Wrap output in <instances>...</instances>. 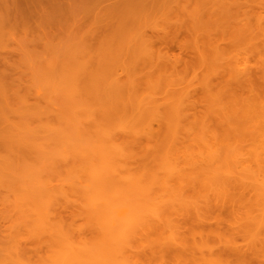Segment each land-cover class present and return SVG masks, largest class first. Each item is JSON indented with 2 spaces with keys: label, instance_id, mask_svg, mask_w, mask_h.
<instances>
[{
  "label": "rangeland",
  "instance_id": "rangeland-1",
  "mask_svg": "<svg viewBox=\"0 0 264 264\" xmlns=\"http://www.w3.org/2000/svg\"><path fill=\"white\" fill-rule=\"evenodd\" d=\"M13 1L15 2V0H13ZM102 1H105V0H102ZM102 1H100V3ZM113 1L114 0H109V1L106 0V2H104V3H105V5L106 4L109 5V3L111 2V4H112ZM176 1H180L179 2L180 3L179 6L181 5L184 8H190V9H192L193 7H196V3H197L198 0H194V2H193V0H191L190 1L191 2L190 3L191 5L188 4V0H165L166 3H168L169 5H171L170 7L176 8V9H173L174 11L180 12V14L183 16L184 14L185 15L189 14V12L184 13L182 10L180 11V9H182V8L179 7V6H176ZM215 1H217V0H214L213 2L210 1V2L214 3ZM239 1H241L240 4H238ZM9 2L7 3V1H6L7 4H5V1L2 3V0H1L2 5H0V14H2L0 16H2V17H5L6 16L5 18L8 19L7 20L8 22H10L9 20H11V18H14V17L11 16L13 11L11 12V10L8 11L6 9L7 8H11L12 9V7L13 8L16 7V6L14 7V5L11 7L12 4H10V3H13V2H10V3ZM67 2H69V4L66 5L68 8H69L70 5L73 4L72 12L70 11V9L69 10H66L67 13H69V11L72 13L70 15V17H69V19H70L69 21L66 22L64 19H63L64 22H62L63 20H61V19H60L61 21H55L54 20L55 23L53 24V22H52L51 24H53V25H50L52 28L49 27L50 28L49 29L48 27L44 26V24L47 23V21H48L47 20L46 22H44V24L42 23L44 29L42 28L40 30H37L36 32H32L34 30L33 29V30H31L32 33L29 32V33H27L25 35H24L23 31L21 32L19 29L18 30H14V33L11 34L12 36L15 35L13 37V39H12V37L10 38V36L9 37L6 36L8 38H5V40H3L4 42L3 41H0L1 42V44H0L1 45V47H0V51L1 52L0 53H1V61H2V63L0 61V77H3V76L6 77L7 76L6 77V80H8V81H6V89H5V93H6V96L7 97H6V100L4 102L0 101V103H1L0 106H4V108L7 109V110L6 109H4V110L7 111L8 116H9V113H10L9 120L12 121L14 123V125L15 124H20L18 126H21L22 127V124H26V127H27V123H28L29 124L28 126L30 128H32V130H34L33 133L31 132V134L30 133L28 134V132L26 134L25 133L19 134V135H21L22 138L24 137L27 140H28V138H29V140L30 139H33V140H36L37 143L40 142L41 144L44 143V146H42L43 148L41 146H38L37 145L39 148L41 147V149L38 148V150H39L38 152H41L40 154L35 151V153H37L36 156H35L34 155L35 153L34 154L32 153L34 151L31 152L32 149H30L29 152L33 154L32 155L33 158L34 157L39 158V157H37L38 154L40 156H42V154H43V157H41V159L39 158V161H37L38 159L34 160L35 158L34 159H31L32 161L34 160L35 162L36 161L38 162V163L36 162V164L34 166H36L38 164L37 167H36V169L38 170L39 175L41 177H38V176H35V177H36L37 180H39L41 182L42 181H45V184H47L48 181H52L53 180L52 181V185H53L52 188H54L55 191H52L53 189L52 190H49V191H47L46 189H44V190H41L39 194H37L39 188L37 190H35V191H32L33 192V196H31V197H34L35 196V198H37V199H33V200L38 201L37 204L34 203V206L37 205V206H39V208L42 205L44 206L46 204V202L45 201H41L40 202V198H42V196L43 197L45 196L44 197L45 198L44 200H47L48 199V196H49V198H50L49 201L54 202L59 207V208H57L58 210H55V211H57L56 212V217L57 218H55L54 217L55 216L54 215L55 214L54 213V208H56V206L53 205L52 203H51L52 205L50 204L51 206L49 205V207L53 208L52 211L49 208L50 209L49 211L50 212H53V215L51 216V219H53V220L56 219L55 221L56 222L58 221V224L61 223V225H63L65 223L64 224L65 226L64 225L63 226L65 228H67V231L69 229L71 230V231L69 230L67 232L66 229H65V232H67V233H70L71 232L69 234L70 237L72 236L73 239L74 238L75 239L77 238V240H79L77 242L78 244L81 243L80 245H82V244H85L87 246L90 245L89 248L91 247L90 248L91 250H92V248L95 250L96 247H97V249L99 248V243L102 242V238H103L102 237L103 236V232H102L103 230H101L102 228L98 224V223H100V225H101V222L98 220V218H96L99 215L96 214L95 211L91 208L89 201H87V203H85L87 199L86 200L83 199V200H85V202H83L82 199L80 200L81 202L79 201L80 197H83V196H81L79 194H82V195L84 194V190H86V187H87L86 184L89 185L90 184V181H91V179H90L91 177H88L87 178V176H86L87 174H84V170H82L84 168L83 166L87 165L89 167V169L90 168L93 169L94 166L91 167V165H89L90 164L89 162H87V161L85 162V160L83 161L82 156L79 155V152H81V151L77 150V149H79V147H77V146H76L77 148H69V150L72 151V153H70V152L69 153L70 154H74V155L76 154V155L75 156L73 155L74 157L72 155H69L70 157H73L72 158V162H74V163H72L70 160L69 161L72 163V165H75V166H72L69 161H68V163L70 165L68 166V163L64 160L65 158H67V156L64 159L62 157H60L59 156V152L60 151H58L60 148L59 149H57V148L58 147H62L61 143L59 142V141H61L60 140L61 139L60 138L61 137L60 135L68 134V136L71 135V136L76 137L77 136L76 135L77 134L76 133L77 132V127L79 128V126L80 127H83V131H82L81 134H83V135L86 134L87 135L89 133V131L92 129L91 128V125L92 126L94 125L93 126V128H94L93 130L94 131L93 130L92 131L95 134L94 135H90L91 138L92 139H94V138L96 139V138H99V136H101L100 135L101 132L98 134L95 131L97 129L95 127V124H92V122L87 121V119L88 120L93 119V118H86L87 117L86 115H88L87 110H86V112H87L86 114L83 113V115H85V118H83V115L81 116L82 113H80V111H79L80 109H79L78 106L75 107L74 109L72 108L73 107V104H75V102L73 104H71L69 102L70 97H73L76 100L78 99V101L80 99H82V101L85 100V99L86 100L87 99L89 100V98H90V100L91 99H95L94 97H92V95H93L94 87H97L98 84H97V86L95 84L94 87H92L93 85L91 86V88H93V90H91V92H90V94H92L91 97H90L89 96L90 94L86 96L87 92H85V94H83L82 91H79L78 90L77 93H75L76 92L74 90L75 87L73 88V90L75 92L72 91V95H69V92H66L65 91L67 88L66 89L65 88L63 89L62 88V90L60 88V90L58 89V91H56V89L54 90V87H50L49 84H44V82H40V84H37L39 82V80H38L37 83L33 82V80L34 81L37 80L38 77L39 76H42V75H44V77L45 76L46 77L49 76L48 75L49 74L48 72H49L50 66L52 64L54 65L55 68L56 67L58 68V70H56V71L60 72V70L62 71V69L64 71V68L65 69L67 68L66 70H68V72L71 73V75L73 73L76 74L77 70H81V69L84 72L86 70V66L89 65V67H87V69L88 70L91 69L89 71H91L90 74H92V72H96V71H93V70H97V69H95V68H97V65H98V68L101 66V65L99 66V64H100L99 62H102V59H99L101 61H99L97 59L99 57L100 58L102 57L103 58V61H105L107 59L104 60V58H107L108 56H110V55H108L106 57V53L108 54V52H106V49L108 48V46H109L110 43L113 45V41H115V40L108 39V37L107 38L106 37H103L105 34H98L97 35V32H96V34H93L92 31H91L92 29H95V27L97 28L100 25L102 26L105 23V21H104L105 18L104 19H99V18H97L98 16H96V17L94 16V18H93V15L91 16V14H90V10L92 9L91 7H93V12H95L94 14L96 15V13H97V15H98V12L97 11L99 9L98 10L96 9L97 7L94 6V5H96L94 3H96V2L98 3L99 1H96V0H66V3ZM203 2L205 3V1H203ZM234 2H237V4H234V5H236V6L237 5L238 6L241 5V6L238 7L239 9L235 8L236 15L233 14L235 16L233 20H236V22L235 21H232L233 23L235 22V25L231 22L230 23L231 24L230 26H232L234 28L235 27H238L237 29H240L239 30L240 31V37L239 38L242 37V39H240V40L241 41L243 40V42L240 43L238 41L239 39L237 37L236 39H237L239 45L238 46L236 45L235 47H233V45L231 44V47L229 46L230 49H228V52H227V57H228V61H227V65L228 66L227 67L225 65L224 66L222 65V67H221L218 63L217 64L220 67L217 66L218 68H215L213 70H211L212 66H211V68L208 66V69H206V67L204 68V66L203 67L200 66L201 69L203 68L202 69L203 71L201 70L203 76H201V72L199 73L200 70H197V69H200L199 66L198 67H197V65L194 66L196 64V62H194L195 64H193V65H191V63L189 62V59L192 57V55H193V60L191 61V59H190L191 62H193L194 59H195V57H196V54L195 53H199V52L197 50V51H195L193 53V49L191 51V49L189 47L190 44H187V41L189 43H191L192 41H194L197 44V38H195L196 36L193 35L195 39L191 40L193 37L192 36L190 37L189 34L187 35L186 32H181L182 34H179V33L177 34V32L176 31H173V29H171V28H170L171 30H168V28H169L168 26L172 25L171 27H175V25L178 24V20H175V18H174L176 16L175 14L171 15L173 18L172 17L171 18L169 17V19L171 21L170 23H168L167 20H165V22H164L163 21L164 19H158V18H156V19L155 18H151V20H148L147 22L146 21L145 22H142L143 24H141V27L142 26H145L146 27L145 31L147 33L146 32L144 33V34H146V36H144L143 40L141 39V41H140V37H138V36H136V37L134 36L135 37L134 38L135 40H132L131 39V41H133L131 43L135 45V47L133 45L134 50H135V51H133V54H132L134 56L133 59H132L133 61L130 60L131 58L130 59L128 58L129 61L126 60L127 58L126 59L123 58L122 61L123 60H125L123 62L128 61V63L130 65H126V64L124 65L123 62H122V64L120 62V64L123 65L124 67L125 66L126 67L129 66L128 69L125 68L126 69L125 72H127V70H128L127 73H129V74L127 75V73H126L127 76L125 74L122 75V76L121 75L120 76L118 75L119 76L118 78L119 79L121 78L120 80L122 82L123 81L125 82V81H129V79H131L134 76L133 78H134L135 82L137 83V86L134 84L133 80H132V84H134V86H136L137 91H134L135 89H132V90H133L134 93L137 92L136 93V98L138 97V99H141V100L143 99L144 100L145 98L142 97V95L143 96L144 95L146 96V94H149V93H151V94H149V96L148 95L146 96L147 102H148V99L149 98L151 100H152V98L153 99H156L157 101H166L167 99H171V98L174 99L173 98V95L177 94L175 96V98H176L179 93H181V92L184 93L183 90H185L186 87L189 86L186 89V90L189 89L187 91L188 93H190V94L187 93L189 96H185L184 95L185 98L189 97V100L187 98L186 101H189V103L188 102L187 103L190 105V106L188 104H187L188 106L186 105V109L188 110V113H187L188 117L186 118L187 120L184 119L181 122L178 121V123L180 122L182 124L181 125L179 123L180 126H178V127L180 129L178 127H176L177 121L175 119V116H173L174 117L173 120L171 119L172 121H170V119H169L170 122L167 121V120H164V121L162 120L163 122H161V119H159L160 121L158 120L159 122H157V121L154 120V122L151 123V121H150L149 127L152 128L151 130H153L152 132H154L153 134H154L156 140H154L153 135H152V137H150L148 139H150V140L153 139L154 142H159V141L161 142L162 140H165L164 142L167 141L166 144L167 145H170L171 147H172V145H174V147H175V145H177V144H180L181 146L183 144V146L185 148L183 146H182L183 148L182 147L179 148L180 146L178 147V145H177L178 148H175V150H174L173 149L174 147L171 148L169 146L170 149L168 148V151H164V152H169L170 153L171 150L172 151L174 150V152H171L173 156H169V157H171L173 159V162L174 163H172V161H171V163H172V165L175 164L173 166L176 167V168H177V165H178V163H176V162H180L179 160H181V162L184 163L185 162L184 158H186V160H187V156L189 158H193V156L195 155L196 157L194 156L195 159H192V160H190L188 158V161L189 162L186 161V163H188V164L190 163L189 165L188 164L187 165L186 164L183 165L180 162L181 164L179 163V165H178L179 168L177 169V171L175 170L176 172H178V171H180V172L182 171L183 172V171L186 170L185 172L187 174H189V176L187 174H186V176H184V177H186L185 178L186 180L183 179L184 182H185L184 184L182 183L183 180L180 183V180L183 177L178 178L177 177L178 175L175 174V175H173V176H175L174 177L175 180H177V181H175L174 178L171 179L170 177H167V176H171V175H168L169 174L168 170L166 172L167 167H165V166L162 167L161 166L162 167L161 168L162 170H160V167H159V169L157 170L158 173H160V174L163 173L162 176H161V180H164L165 179L164 176L167 175L166 177H167L168 180L165 179L164 182L166 180L169 181L170 179L172 181H175L176 182V184H172V181H170V184L167 183V186H168V189L167 190H170L169 191L170 193L168 192L170 194L169 196H171L174 199L173 200V202H174V207L173 208H178V207H176V202L178 201L177 203L179 205V202H181V199H182V201L184 199V201L187 202V203L186 202H183L187 206L184 205V204H182V203H180L182 207L179 206L181 208H179L178 211L175 209L176 210V213H172L173 212L172 210L166 209L164 211L163 215H161L160 218H155L154 217L155 220L157 219L158 222L152 220V219H154L152 217V215H150L152 217V219H151V217L150 218L147 217L149 215L145 214V215H147L146 217H144L146 219L145 221H147V224H148V222L152 221L151 222V225H150V223H149L148 226H146L147 224L144 225V226L141 224L143 226V229H142V227L140 225L139 227H137L135 230L132 231V232H134V234H137L135 232H138V235L136 236V239L134 238L135 235L133 237H131V238H134V239H132V242L129 243L131 245L128 246V243H127L130 240L129 241H126V244L127 245L126 244H124V245H126L128 247L125 246L126 247L125 248L124 245L122 246V247L125 248V250H124V248L123 249L120 248L122 250V253L124 254V257L122 256L123 255L122 253H121L122 255H119L120 253L118 254L119 263H121V262L125 263L126 262L127 264H195V263L196 264H203V263L208 264L209 259H211L209 261V263H212L213 262L212 264H221V262H222V264H264V250H263L264 249V246H263L264 245V237H263L264 236V233H263L264 232L263 231L264 230V227H262L261 225H257V223H262V222H260V221H262L261 220L262 219L261 218L262 216L260 214L261 213V210H259V208L261 209L260 204H258L259 203V199L255 195L256 193L253 192L254 188H252V186L254 184H251L250 183L251 184V187H248L245 184L247 186V188H245V186H243L244 183H246V182L243 183V182L240 181V180H242V179H240V177L242 176V174L240 173L241 174L240 175L239 172H238V170H240V169L235 168L236 166H235L234 159H233L234 158L233 156H236L237 160H240V161H241V159H238L239 157H242L243 159H245V158L248 159L247 158L248 154H250V152H252L251 153L252 154L251 155V158H252V161H253V157H256V155H258L259 152H260V156L258 155L257 157H261L260 159H262V161L261 160L260 161L262 162V164H264L263 163V161H264V159H263L264 158V154H263V157H262L261 156L262 153H261V151H259V150H261L263 148V145H264V143L261 144L262 142H264V138H263L264 137L263 136L264 135V125H263L264 122L262 124V121H264V95H263L264 94V88H263L264 87V78H261V77L264 76V0H224L223 4L226 7H230ZM193 3H195V4H193ZM199 3L200 2H198L197 4H199ZM241 3H244V4L242 5ZM185 4H188V6L185 5ZM15 5H16V3H15ZM189 6H191L192 8L189 7ZM241 7H243L244 9L242 10ZM102 8L103 7L101 6V9ZM233 9L234 8L231 9L232 11L230 10L231 11L230 14L233 12ZM14 11H16V10H14ZM14 13L15 12H13V14ZM91 13H92V11H91ZM227 13H229V12H227ZM69 14L67 16H69ZM237 14H238V16H237ZM14 15H16V14H14ZM224 15H223V17L225 18L226 16H224ZM2 17H0L1 18V22H2ZM62 17L63 16H61L59 18H62ZM65 17H66V15H65ZM180 17H179V19H180L179 20V24L181 25V23L183 21V18L182 17L180 18ZM55 19H57V18H55ZM181 19H182V21H181ZM184 19H185V22H183L184 23V26L187 25V28H188L190 22L193 21V20L189 18L190 19V22H189V19L187 18V16H185ZM50 20L53 21V19H50ZM7 21H4V22L5 23H8ZM226 21H227V18H225V22ZM186 22H188V23H186ZM36 24H34V27H35ZM0 25H1V23H0ZM163 26L165 27V30L168 27L167 30H166L167 31V34H170L171 36H177L178 35L177 37H175L173 39H170L171 37L168 39L167 36H164L166 38L165 40H168L170 43L169 42L166 43L167 41L165 42V40H163V39H161L159 37V36H162V34L164 33V27ZM181 26H183V25H181ZM41 27H42V25H41ZM181 28H182L183 31H185L187 29L186 27H184V28L181 27ZM37 29H38V26H37ZM99 29H102V28H99ZM230 29L232 30L233 28L230 27ZM227 30H229V29H227ZM231 30L228 31V33L232 32ZM101 31H103V30H101ZM169 31H172V33L174 32V34L172 35V33H170ZM22 33H23V35H22ZM99 33H101V32H99ZM183 33H184V35H183ZM235 34H236L235 32H234V35L231 33L230 34V37L232 35L235 36ZM147 35H148V37H147ZM163 35H166V33H164ZM227 35H229V34H227ZM141 36L143 37V35H141ZM178 37H179V40L180 41L178 40ZM149 38L152 40V42L155 41L154 47L153 48L151 47L152 50H153V51L151 50L152 54H153L154 50L157 51L158 49H160V50H162L163 53L166 52V54H167V56H168V58L170 60V63L172 61L175 62L174 58H176L178 60L181 57H183V58H185L188 61L186 64L187 65L188 64L191 65L192 68L194 67L193 68L194 70L191 67H189L190 68L189 70L187 69V71H184V69L187 66L186 67L185 66L183 67L184 64L183 63H179V66L178 67L176 66V69L178 70V74L179 75L169 76L170 75L169 73H171V71L173 70V68L171 69V66H172V64H175V63L172 62L170 64L168 60H166V61L163 60L164 61L163 63L165 64L164 67L167 65L166 68H168L167 69L168 71L166 70V72H165V70H163L164 68L163 69H160L161 66H159L158 64L153 63L155 65V68H157L156 65L158 66L157 69H154V67H152L154 69V71H155L154 72L153 69H150L151 66L150 67L147 66V65H151V62L149 60H150V58L153 57V56L152 57L150 56V53H151L150 52V49H149L150 47L148 48V44H150L151 42L146 41L147 39L150 40ZM227 38H229V36H227ZM127 39H125V41ZM107 40H110L111 42L109 43ZM252 40H253V42H252ZM160 41L163 42L166 46H163L164 44L163 43L161 44ZM173 41L178 46H180V45L182 46L183 45L180 42L187 44L188 46L185 45V48L187 50L184 48V53H183V51H180L179 50L180 47H175L173 45L174 44ZM257 41L260 42V43H257ZM5 42H7V43L5 44ZM116 42H119V41L117 40ZM234 42H236V41H234ZM2 43H3V46H2ZM153 44H154V42H153ZM153 44H151V45H153ZM234 44H236V43H234ZM195 47H196V45H195ZM104 48H105V50H104ZM112 48H114V46H112ZM191 48H192V46H191ZM145 51H146V53H145ZM148 52H149V54H148ZM102 53H104V54H102ZM159 53H161V52H159ZM159 53H158V55H159ZM163 53H162V55H163ZM185 53H187V54H185ZM188 53H189V55H188ZM7 54H8V56H7ZM194 55H195V57H194ZM148 57H149V59H148ZM177 57H179V58H177ZM5 58H6L7 61H5ZM157 58H159V60H160L161 57H157ZM154 59H156V58H154ZM143 60L146 61V62L144 61L145 63H147V61H148V63H150V64H145L143 62ZM157 60H155V61H157ZM108 61L109 60L105 61L103 63L104 65L101 63L103 67L105 66L104 68L102 67L103 71H102L101 67L99 68V69H101L100 70L101 75L104 74L103 75V78H101V83H103L102 89L103 88L105 89V87H104L105 86L104 84L106 83L105 81H107V84H108V81L109 80H107V79L109 77L112 76L114 78V76L117 73L120 74L121 73L120 71H123L121 69L122 68L121 66H120L121 68L116 69V68L119 67L118 65H120V64L117 63L116 64L117 67L114 68L115 66H114L113 63H115V62L113 61V63L109 66L108 63L112 62L111 58H110V61L109 62ZM151 61H154V60L151 59ZM47 62H49V63H47ZM50 62H52V63H50ZM116 62H118V61H116ZM183 62H184V60H183ZM47 64H49V65H47ZM181 64H183V65H181ZM84 65H86L85 66V69H84ZM47 67H49V68H47ZM235 67H237V68H235ZM113 68L116 69V71H118V72H115V70ZM110 69H113L114 71L111 70L112 71L111 72ZM88 70H86L84 73L85 74H89V71ZM207 70H210V71H208L209 73L210 72H213V73L215 72L217 74L216 75L214 73L215 76H212L211 75V78L214 79L213 82L214 81H217V79L219 78V76L221 74H224L225 70H226V73H227V71H231L230 73L228 72L229 74H225L224 75L225 77L223 75H221L222 76L221 78H223L227 82H224L221 78H219L217 82L218 83L220 82L219 84H221V82H222V83H224V85L227 84V86H229V82H230V87H231V85H233V87L235 86V91H236L235 94L234 95H230L231 93L229 92V94L224 93L222 97H219L218 96V94H219L218 87H216L219 84H217V82L216 83L214 82L215 84H217L214 87V89H216V91L213 89L214 90L213 92L210 90L211 92L205 93V90L203 88H201V86H202V83L204 85L205 78H207L210 75V74H208L206 72ZM243 70H248V71H246L247 72L246 75H248V76L242 75L243 73H245V71H243ZM56 71L54 70V73L53 74L57 73ZM174 71H175V69H174ZM81 72L82 71H78L77 72L78 75L84 74L83 72L82 73ZM125 72L123 71V73H125ZM150 72H151V75L153 77H151L150 75H148V74H150ZM160 72H162V74L159 76ZM249 72H251L253 74L252 75L253 78H252V80H250L251 83L254 85L253 86V89L254 90L253 89L252 90H253V92L256 90L255 92H257V93L254 92V93L251 94L250 91H252V90L249 91L247 89V87H246V85H247L246 83L249 82L246 79H249V77L251 76V73H249ZM123 73H121V74H123ZM75 74H73V75H75ZM94 74L96 75L97 73H94ZM172 74H177V72L176 71L174 73L172 72ZM197 74L200 75V76L198 77ZM56 75H58V73ZM56 75H53L52 77L55 78ZM101 75L99 74L98 76H101ZM107 75H109V76L106 79V76ZM165 75H166V77H165ZM59 76H57V78H59ZM87 76H89V75H87ZM239 76L241 77V79H240ZM74 77H76V76H74ZM129 77H131V78H129ZM150 77H151V80H150ZM159 77H161V78H159ZM202 77H204L203 78V81L201 80ZM246 77H248V78H246ZM71 78H73V76ZM115 78H117V77H115ZM45 79L46 78H44V80ZM47 79H48V77H47ZM91 79H90V82L94 81V78L92 80ZM95 79L97 80V79H99V77L98 78L96 77ZM104 79H105V81H104ZM114 79H112L111 81H114ZM238 79H240V80H238ZM244 79L246 81H244ZM50 80L52 81L53 79H50ZM59 80H61V79L59 78ZM48 81H49V79H48ZM55 81L56 80H54L53 82L55 83ZM61 81H63V80H61ZM98 81L100 82V80H97L96 82H98ZM151 81L153 83V86L155 85L154 88L151 85H149V84H152ZM174 81L176 82L177 86H176V84L173 85L175 83ZM237 81L240 82V84ZM32 83H35V84H32ZM59 83H61V82H58V84ZM170 83H172V85L168 86ZM208 83H209V81L207 82V84ZM237 83L239 84V88L237 87ZM35 85L37 86V88H36ZM41 85H43V86L40 87ZM157 85H159V89L160 90H158V86ZM44 86L47 87V89L44 88ZM100 86H102V85L99 83L98 88ZM134 86H133V88H134ZM150 86H151V89H150ZM225 86H223V87H225ZM227 86H226V89L228 88ZM106 87L109 89L108 86H106ZM130 87H131V85H130ZM160 87H162V88H160ZM209 87L211 88V85ZM98 88L97 89L95 88L96 90H94V92L97 91L98 93L102 94V92H99L98 90L104 91V89L102 90L101 87H100V89H98ZM152 88L153 89H156V90L154 91ZM248 88L251 89L249 86H248ZM108 89H106L107 90L106 91L107 94L110 93V92L108 93V91H109ZM222 89L224 90V88H222ZM87 90H90V88H87ZM161 90H162V92L164 91L163 93L166 95V97H164V94H161ZM167 90H169V91L167 92ZM229 90H231V89H229ZM171 91H174V93L173 92L170 93ZM208 91H209V89H208ZM232 91H234V89ZM239 91H240V93H239ZM97 92H96V94H97ZM127 92H126V96L125 97H126V99H129L130 94L128 95ZM206 92H207V90H206ZM215 92L217 93V95H216L217 98H219L218 101H217L216 97L215 98L212 97L213 94H215ZM103 93H104V95L106 94L105 91ZM134 93H132V94H134ZM122 94L125 95L124 93H122ZM185 94H186V92H185ZM123 95H120V96H123ZM179 95L181 96V94H179ZM209 95L210 96L212 95V96L210 97ZM139 96H140V98H139ZM150 96H152V97H150ZM180 96H178V97H180ZM253 96H254V98H253ZM76 97H78V98H76ZM87 97H89V98H87ZM169 97H171V98H169ZM208 97H210V98H208ZM213 98H214V100H213ZM150 99H149V101H150ZM258 99L260 100L259 102H261V103H259L257 101ZM82 101L80 100V102H81L80 104L77 103L81 107V109L83 108L82 104L85 105L84 102H86V101H83V102ZM92 101H90V102L88 101L89 103H86V104L89 105L87 107H90L91 105H92L91 106L92 108L95 107L93 105L95 102H92ZM95 104H96V107H97V103H95ZM135 107L137 108V106H135ZM188 107H189V109H188ZM138 109H139V105H138ZM144 109H145V107H144ZM144 109H143V112H144ZM241 109L242 110H245V111L242 112ZM9 110H11V112H8ZM14 110L16 111V114H15L16 116L15 117L14 116H11L12 115V112H13V114L15 113ZM139 110L131 109L130 108L128 110V117L126 115V118L122 117V116H125V115H122L121 116V114H120V116L118 114V117L115 116L118 120H114V118H113L114 116L113 117H110V118H107V119H111V121L112 120L115 121V122L112 121L113 122V126H114L113 129H115V128L117 129L116 126H118V128H121V126L124 125L122 127L123 131H121V132L119 131L120 134L117 133L118 136L116 134H115L116 137L113 135L115 137V141L117 139V142H118L117 145L118 144H120V145L122 144V146H120V148L122 147V149L124 150L125 147L127 145H129L127 142H131L132 143V141H130V136L133 138L132 139L133 140V143H132L133 145L132 146L129 145V147H126L127 150L129 149L130 151H132L135 154V155L133 153H132L133 155L132 154H129V155L134 156L132 159H129V161H132V163H131L133 165V168L132 169H135V168L137 169V166H138L137 164H139V163H140L139 166L142 165V167H144L143 164L145 163L146 166L149 168V167H151V166L154 165V164H152L150 162H152V161L153 162H156L153 159V157L149 156V153L150 152H149V150H147V148H148V149H150L151 152H152V150L154 152V150L156 148L154 149L153 147L156 146V143L152 142L154 144H150L151 141L148 140L149 143L147 141H145V140H147V136L145 137V139H144V136L143 137H140V136H142V132H141V135H139L140 133L138 132L137 138H135V137L132 136L133 135L132 132L131 133H128V132H130V130L133 131L132 129L135 128L134 126L139 127V129H141L143 127V130L144 129H147L148 128L147 127V124L149 122V119L148 118H150V120H151V117L150 116L153 115L152 117H154V114H153L154 112H150V111H152V109L150 111L148 109H147L148 111L145 109L148 112V113L147 112H145V113L148 114V115L143 114L142 117L147 118V121L145 122V120H146L145 118H143V121H142V119H141L142 117L139 118L140 119L139 120L138 119V116L139 115L141 116V114H139V112H140ZM76 111H79V113H80V114H78V112H77V114L80 115V117L79 116L78 117L79 118H82V121H81L82 124L80 123V120L77 117V115H75L76 114ZM23 112L25 113V114H22L24 116H22L20 114V113H23ZM74 112H75V114H74ZM83 112H85V111H83ZM244 112L245 113L247 112L245 117L243 116V115H245ZM39 113H43V114H40V116L42 115L41 118H39L40 117L39 116ZM149 113L150 114L152 113V114L150 115ZM46 114H48V115H46ZM59 114H60V117H59L60 120L57 117V115L59 116ZM247 114L248 115H251V116H248ZM19 115H20V117H19ZM97 115H99V113H97ZM235 115H237L238 117L235 116ZM261 115H263V116L261 117ZM95 116H96V114H95ZM99 117H100V115H99ZM99 117H97V119ZM233 117L234 118L236 117L237 119L235 120ZM259 117H260V119H262V121L259 120ZM125 119L127 121H130V120L133 119V122L137 123L138 125H136V124L133 125V127H134L133 128V127H131V124L130 123H126L127 121ZM174 119H175L176 122L174 121ZM228 119H231L230 121L233 122V123H230V121ZM248 119L251 120V121H249ZM2 121H3L2 118H0V128L3 126V122ZM10 121H8V122H10ZM111 121H109L108 125L110 123H112ZM242 121H243V124H242ZM259 121L261 122V124L257 125ZM43 122L46 125H49V123H51L50 125L51 126L53 125L55 127V129H57L58 132L57 133L52 132L53 134L50 133L48 131L49 130L48 127H51V126L49 125L47 127V130H46L45 127H44L45 125L42 124ZM101 122H102V120H101ZM106 122H107V120H106ZM143 122L145 123V125H144ZM93 123H94V120H93ZM104 124H106V123H104ZM128 124H130L131 129H129L130 127H128ZM230 124H231V126L233 125V127H231ZM234 124H235V126L236 125L238 126V124H239V126L237 127L238 129L235 128ZM103 126H105V127H103ZM103 126H102V128H104V129L110 128V126L112 128V124H110L109 127L107 125H103ZM242 126H243V128H244V126L246 128L243 129ZM21 127H19V128H21ZM54 127H53V129H54ZM239 127L241 128V131H239V132H234L232 130V128H234V130L237 129L235 131H238V130H240ZM89 128H91V129H89ZM27 129H29V128H27ZM122 129H120V130H122ZM137 129L138 128H136L135 130H137ZM178 129H179V131H178ZM188 129H189V131L192 134H195V133L197 134V136L193 135V138L197 137V139L195 138V141L196 142L191 137L192 136L191 134H190L191 135L190 137L192 138L191 140H193V141L189 140L190 139L189 136H186L185 137L186 134L189 135V133H187ZM118 130L119 129H117L116 131L118 132ZM125 130H127L128 132L125 131ZM143 130H141V131H143ZM229 130H230V132H228ZM16 131H18V130H16V129L14 130L13 129V132L14 133ZM109 131H111V130H109ZM176 131H178L177 134L180 133V136L178 134V137H177V134H176V136H175L176 137V140L174 138V141H176L177 144H175V142L174 143L172 142L173 141V138L171 139V136H174L173 133H175ZM231 131H233L234 133H232V136L231 137H228V136H230ZM248 131L249 132L252 131V133L249 134ZM207 132H209V134ZM258 132H260V134ZM261 132H262L263 135L261 134ZM143 133H145V132H143ZM81 134H80L79 137H81ZM181 134H183V135H181ZM233 134H235V135H233ZM86 135H84V136H86ZM88 135L86 137H88ZM102 135H103V133H102ZM169 135H170V137H168ZM214 135L215 136H218V137H215ZM238 135H240V136L242 135V138H244V139H242L241 137L239 138ZM68 136L65 135V139L62 138V139H64L63 140L64 141L63 144H65L66 146L73 147L74 145H77V144L79 145V142H85L86 141V137H83V138L81 137L80 139H78L79 140L78 142L75 141V142H77V144L76 143L75 144H71V142L73 143V141L68 142L67 141L68 140L67 139ZM181 136L183 137V139L185 138L184 140L187 141L188 143L191 141L190 146H187V142L185 143L186 146L184 145V141L182 140ZM213 136L215 137L214 139H213ZM234 136H235L236 140L234 139ZM237 136H238V138H237ZM35 137H37V138H35ZM58 137H59V140H57ZM102 137H104V136H102ZM166 137H167V139H166ZM179 137L181 138L182 141L179 139ZM252 137H254V138H252ZM260 137L263 140H261ZM91 138L88 137V139H91ZM109 138L112 139V137H109ZM69 139H72V138H69ZM88 139H87V141H88ZM95 139H94V141H95ZM99 139L100 140H104L105 138H101L100 137ZM99 139H97L98 141L97 140L96 141L99 142ZM134 139L136 141H134ZM168 139L170 140V142H168ZM33 140H31L29 142L31 143V142H33ZM207 140H209L210 142L207 141ZM226 140L227 141L228 140H233V141H228V143H227ZM256 140H258V141L256 142ZM107 141H108V139H106V141H105L106 143H102V145L103 144H106L107 145V143L109 142V141L108 142ZM115 141L113 139V143ZM179 141L182 142V144ZM203 141L205 142V144L207 143L208 145H211L210 146L211 147L210 149H213V147L215 149H218L219 147L222 146L221 144H223L225 142L226 143L223 144L224 145L223 148H227V149L229 148L230 152H231V149L233 147H236V150H234V148H233V150L235 151V154L232 157H230L231 155H229V153H227L230 158L229 157L228 158L226 157L227 160L228 159H231V158L233 159V163H234V166L235 167L233 165L231 167V165H230V161L232 159L230 161L228 160L229 161L228 164H229L230 167L228 165H225V168H224V165H222L223 163L220 164L221 166H219V164H218V166L215 167V171L213 170L214 169L213 166H209V165L206 166V164L200 162L202 159L205 158V156L207 155L206 152L208 151L207 150L208 148L205 147V144L203 143ZM97 142L94 143V144H92V145L95 147V145L98 144ZM239 142H241V144L243 143L242 145H244V146H240L241 144L240 145H237V143H239ZM34 143H35V141H34ZM91 143H93V141ZM134 143H135V145H134ZM230 143H232V145ZM258 143L261 144L262 147ZM89 144H90V142H89ZM123 144L126 145V146L124 145V148H123ZM149 144L152 146L153 149L151 148V146ZM202 144L204 145V148L207 151L203 148V145ZM228 144L230 146H232V147L231 148H230V146L227 147ZM247 144H250V145H247ZM100 145H101V143H100ZM100 145L98 147H100ZM208 145H207V147H209ZM255 145H258V146L255 147ZM31 146H34V145H32V143H31ZM146 146H147V148H146ZM157 146L160 147V144H158ZM248 146H249V148H248ZM88 147H90V145ZM161 147L164 148L163 144H162ZM189 147H192L193 150H195V152L191 151V154L190 153H187L188 150L186 151V148L187 149H191ZM251 147H252L253 150L251 149ZM259 147H261V148L259 149ZM32 148H35V146L32 147ZM144 148H146V150ZM245 148H246V150H245ZM2 149L0 148V150H2ZM62 149H63L64 152H66L65 149L67 150V147H64ZM126 149L123 152H126ZM177 149H178L179 152H177ZM202 149H204V150H202ZM221 149L222 148H219L218 151H220V152L226 151L227 152V150L222 149V151H221ZM5 150L6 149L0 151L1 156L4 155V154H5L4 156H7V154L10 152V151H8V152L6 151L5 152ZM33 150H36V148L33 149ZM128 151H127V153L124 154L125 156H129L127 154L128 153H131V152H128ZM143 151H146L145 155H141V154H143ZM175 151L178 154L175 153ZM239 151L241 153L238 154ZM197 152H199V154H200L199 155V160H198V156H197L198 154H194V153H197ZM226 152H225V155H226ZM255 152H256V154H255ZM136 153H138V154H136ZM147 153H148V155H147ZM171 153H170V155H171ZM231 153H234V152H231ZM263 153H264V150H263ZM11 154H10L11 155V158H9V160H12V158H15L16 157L15 154H13V153H11ZM188 154H190V155H188ZM237 154H238L239 157H237ZM10 155H9V157H10ZM78 155H79V157H78ZM151 155H152V153H151ZM176 155H177V157L180 156V155L181 156L182 155L183 156L185 155V156L184 157H181L180 156L179 157V160H177V157L175 158ZM140 156H141V158H140ZM136 157H138L139 159H136ZM248 157H250V156H248ZM257 157H256V159H257ZM30 158H32V157H30ZM30 158L28 160H30ZM236 158H235V160H236ZM251 158L248 159L247 161H251ZM144 159H147L148 162L146 160H144ZM256 159H254V161ZM143 160L146 161V162H144V163L141 164V162H143ZM227 160L225 159V164L227 163ZM30 161H27V162H30ZM124 161H127V164L129 162L128 160H125V159H124ZM157 161H159V160H157ZM160 161H162V160L160 159ZM247 161H244V162H247ZM31 162H30V164H31ZM39 162L41 163L40 165H39ZM167 162H168V167H169V165H171L169 163V159H168ZM195 162H197V163H195ZM199 162H200L201 165L199 164ZM23 163H22V165H23ZM79 163H81V165ZM233 163H231V164H233ZM252 163H253V165L249 164V165L252 166L251 169H253L255 167V165L257 164V163L254 164V162H252ZM17 164L18 163H16L15 164V167H13L14 168L13 170L11 169L10 171H8L9 173H12L14 176L18 172V173H20V175L23 174L22 178L25 179V176H27V175L29 176L30 175L29 173H31L33 171L31 169L32 171L29 172L30 170L25 168V164L26 163H24V166L22 168H25V169H23V171L25 170L24 172H27L29 170L28 171L29 173H24L23 171L21 173V166L22 165H21V163H19V166ZM33 164H34V162H33ZM33 164H32V166H33ZM131 164L129 162L128 165H131ZM159 164H161V162ZM16 165H17V167H16ZM27 165H28V163H27ZM76 166L77 167L79 166L78 167L79 170L82 168L81 169L82 172H83V173H81L82 175L79 173V171L76 172L78 170ZM99 166H100V164H99ZM99 166H97V167L99 168ZM199 166L201 168H199ZM247 166H248V164H247ZM18 167H19L20 171H17L18 170L17 169ZM27 167H29V166H27ZM74 167H75V170L77 169L76 171L73 169ZM196 167H198V168H196ZM209 167H212V169L211 168L209 169ZM257 167H258V165H256V169H257ZM69 168L71 169V172L74 170L73 173L77 174V176L79 174L81 175V179L83 178V181L78 178L79 179V183L78 182L77 183L78 184H81L84 189H80L81 188V186H80V188H78V190H77V186L75 184H72L73 187H74V190L72 188L69 189V187H71V186H68L67 188H64V190H61V188L59 187V185H61L62 183L61 184H58V183H59L60 180H61L60 182H62V179H61L62 177L63 178H66V179H67V177H69V176H67V174L70 172V169ZM155 168L157 169L158 167H155ZM180 168H182V169H180ZM129 169H131V168H129ZM149 169H151V168H149ZM256 169H254L255 171L254 170L253 171L254 172H256V171L258 172V170H256ZM217 170H219L218 171V174H217ZM0 171L3 172L4 169H1ZM211 171L212 172L214 171V173H212ZM57 172H58V174H57ZM71 172L69 174H72ZM185 172H183V175L185 174ZM224 172H226V175L228 174L227 176L224 177L225 179L222 178L224 176ZM165 173H166V175H165ZM193 173H195V174H193ZM209 173H212V174H209ZM0 174H3V173H0ZM32 174L33 173H31V175ZM196 174H197V176H196ZM6 175L7 174H5L4 177ZM18 175L19 174H17V176ZM192 175H193V177H192ZM214 175H215V177H214ZM2 176L0 175V177H2ZM72 176H74V175H72ZM208 176H212V177L210 178ZM233 176H237V177H233ZM243 176L246 179V176L244 174H243ZM8 177H10V176H8ZM12 177L13 176H11V178ZM217 177H218V179H217ZM13 178H15L14 181H16L17 178L16 177H13ZM58 178H59V180H57ZM194 178H196L197 180L194 179ZM73 179H75V177ZM88 179H90V180H88ZM20 180H21V177H20ZM86 180L89 181V182L87 183ZM219 180H221V181L224 180V183H223V181L221 182ZM230 180H231V182H234V184L233 183L231 184V182H229ZM10 181L9 182H7V181L6 182L5 181H0V183L2 182V186H0V260L6 258V259H8L10 261L11 260L14 261V259H17L18 258V260L20 262L18 260H16V261H18V263H20V264H24V263H26V264H54V262L57 261L58 258H59V256H57L58 253L57 254L55 253L56 250L59 247L58 248L55 247L57 245H55L54 243H52V244L55 245L53 247L52 244H49V243H51L52 241L56 243L57 242L56 241V238H55V240H54V238L52 239L51 235L48 234V232H47V234H45L46 231L44 232L45 236H43V235H41V236H34V234H32V235L29 234V232L36 233V232H33V230H31V229H30L31 231H29V228L34 227V231H35V228H36V226L34 225L35 224L34 221H32L31 220V216H29V213L30 212L32 213V211L25 212V208L21 207L23 205L22 203H20V206H19V203H18L19 199L17 201L16 198H15V195H14V194H16V190H11V188H9L11 186L10 185ZM28 181H31L32 183L34 182L33 179H31V178H29ZM65 181L66 180H64V182ZM17 182H19V179H18ZM27 182H24V183L27 184ZM75 182H76V180H75ZM175 182H173V183H175ZM177 182H179L183 186L180 187L179 186V183H177ZM215 182H217V184ZM24 183L22 182V186H23ZM66 183L69 184L68 181ZM70 183H73V182H70ZM131 183H133V185H136L137 186V184H134V182H131ZM131 183L130 184H127L125 182L124 184L127 186V185H131ZM240 183H242V184H240ZM26 184H24V185L26 186ZM43 184H42V186H43ZM121 184H120L119 187H121L122 189H124V187H125V186H123L124 184L122 186H121ZM7 185H10V186H7ZM29 185H30V183H29ZM35 185H36V183H35ZM35 185L33 187L34 189H35ZM12 186L18 187L17 184L14 185V183H12ZM25 186H23V187H25ZM63 186L66 187L65 185L62 184V187ZM136 186L133 187V189L136 190ZM177 186H179V188H176ZM130 187H132V186H130ZM137 187L140 188L139 185ZM172 187H173V189H171ZM253 187H255V185ZM138 188H137L136 191L135 190H133V191L136 192V193L137 192L139 193L140 190L138 191ZM12 189H14V188L12 187ZM30 189H27L26 192H29ZM66 189L67 190H70V191H68L69 193L71 192V195L70 196H69V193L68 192H65ZM128 189H127V192L131 193L132 188H130L131 189L130 191H128ZM155 189H156L157 193L160 192V188H159L158 185H156ZM25 190L24 191L22 190V192H24L23 198L26 197L25 196ZM71 190H73V191H71ZM176 190H178V191H176ZM18 191L19 192L17 193L18 194L17 197L19 198V195H20V199H21L20 190H18ZM74 191H76V193L75 194H72V192H74ZM240 191L243 192V193H241ZM248 191H250V192H248ZM54 192H55V194H59L58 196H56L57 197L56 199H57V201L60 200L61 201V204H60V201H58V202L57 201H53L55 199V198H52V196L54 197V195H53ZM49 194L50 195L52 194V195L50 196ZM134 194L135 193H133V195ZM141 194H142L141 192H140V194H137L138 197H136V198L137 199L140 198L141 197ZM160 194L165 195V194H167V192H164L163 193L161 191ZM172 194H173L174 197L172 196ZM176 194H178V196H179V194L182 195L179 198L180 200H176V198H178V196ZM251 194L254 195V196H252ZM29 195H30V192H29ZM76 195L77 196L79 195L80 197L78 196L79 199L77 198V199H75V201H72L73 202V204H72V202L70 200H74L73 197L76 196ZM133 195L131 193V197ZM63 196H64V198L67 197L66 199H69L70 198L69 201L64 202L66 199L64 200L62 198ZM135 196H136V194H135ZM142 196L143 197L140 200H143L144 195L142 194ZM166 196H168V194ZM175 196H176V198H175ZM246 196L247 197L250 196V197L249 198H246ZM31 197L29 196V198H31ZM85 197L86 196L84 195V198ZM23 198H22V200H20V202L23 201V203H25L24 200H23ZM133 198H134V196H133ZM253 199H255V200L257 199L256 200L257 202L255 200L253 202ZM28 200H30L31 202H35V201L32 200V198L31 199H28ZM62 200H64V201H62ZM134 200H135V198H134ZM25 201L27 202L26 198H25ZM135 201H137V200H135ZM39 202L40 203H43V204L40 206ZM74 202H76V203H74ZM115 202H116V200L114 201V203ZM70 204H71V206H70ZM118 204H119V202H118ZM248 204H249L250 208L253 207V209H248L249 208ZM183 205L186 206V208H183ZM84 206H88V208L91 209L90 212L87 211L86 209H84L83 208ZM27 207H30V205L27 206ZM42 207H41V209H43ZM20 208H23V209H21L23 212L20 210ZM46 208H48V206H44V209L45 210H46ZM27 209L28 208H26V210ZM30 209L33 210V208H31V207H30ZM84 210H86L87 213H85ZM249 210L250 211L252 210V211L250 212ZM253 210H255V211H253ZM256 210L258 212H260V213H258ZM24 212L28 214L29 221H28V218H26V215L27 214H24ZM50 212H48V213H50ZM247 212H249V213H247ZM91 213H92V215L89 216ZM51 214L52 213H50L49 215H51ZM257 214H259V216ZM124 215H126V214L122 210L121 213H120V217H124ZM253 216H255V217H253ZM257 216L260 217V221H259V218ZM93 217L95 218V220H94ZM88 218H91V220H92L93 223L90 222V219H88ZM148 218H149V220H147ZM166 218L168 220H165ZM254 218H255V221H253ZM21 221H23L25 223V225L23 223H22L23 224L22 225L21 224ZM26 222L28 224L29 223L32 224V227H30L31 226L30 224H29V227H28L27 226L28 224ZM153 222H156V223L152 224ZM169 222L171 223L172 226H170V223ZM90 223H92L93 225L94 224H96V225L92 226V224H90ZM253 224H254V226H253ZM255 225L257 227L259 226L258 227L259 229H257V227ZM58 226L60 227V225H58ZM95 226L97 227V229L94 228ZM157 226H158V228H157ZM59 227L56 228V229L58 230ZM21 228H23L22 231H21ZM144 228H146V229L144 230ZM62 229H60V230L62 231ZM36 230L38 232L41 231V230H38V229H36ZM143 230H144V233H143ZM259 230H260V232H259ZM99 231H101V233H99ZM152 231L155 234H153ZM65 232H64V235L66 234L65 236H68V234L65 233ZM97 232H98V234H97ZM139 232L141 234H139ZM73 233H74V236H73ZM131 233L129 232L128 234H131ZM251 233L255 236L256 239L253 238L254 236ZM100 234H102V235H100ZM173 234H174V236L176 235L175 236L176 238L174 237V239H169V238H172L171 236ZM38 235H40V234H38ZM131 235H129V237ZM131 238H129V239H131ZM69 239H71V238H69ZM73 239H72L73 243L76 242ZM95 240L97 242L98 241H100V242L97 243ZM170 240H171V242H170ZM172 241L178 242L177 245H174V243ZM94 242H95V244H94ZM60 244L61 243H58V245L60 247H62V245H60ZM97 244H98V246H96ZM74 245H75V243H74ZM194 245H195V247H194ZM262 246H263V248H262ZM205 247H207V250H206ZM233 247H235V248H233ZM183 248H185V250H183ZM203 248L205 250H203ZM14 249L16 250V252H15ZM79 249H80V247H79ZM238 249H239V251H238ZM255 249L258 250V253H257V250H255ZM121 250H119V252ZM123 250H124V252H123ZM57 251H59V249ZM10 252H11V254H10ZM128 252H129V255H128ZM259 253H261L262 255L259 254ZM51 254H53L54 256H51ZM240 254H242L244 256L242 257V255H240ZM121 256L123 257L122 259H120ZM50 259H51V261H53V263H50L51 262ZM204 259H206V260H204ZM8 260H5V261H8ZM122 260H125V262L122 261ZM21 261H23V262H21ZM85 262H81L80 261V264L85 263ZM91 262L92 261H88L87 263L90 264ZM0 263H1V261H0ZM55 264H56V262H55ZM76 264H79V263H76ZM92 264H95V263L92 262Z\"/></svg>",
  "mask_w": 264,
  "mask_h": 264
},
{
  "label": "bare ground",
  "instance_id": "bare-ground-1",
  "mask_svg": "<svg viewBox=\"0 0 264 264\" xmlns=\"http://www.w3.org/2000/svg\"><path fill=\"white\" fill-rule=\"evenodd\" d=\"M5 1V4H7L9 1L10 2H13V3H10V4H12L11 5V7L14 5V7L15 8H13L12 7V9L11 8H7L6 10H8V11H10L11 10V12L13 11V12H15L14 14H16V15H14L13 14V12H12V15L11 16H13L14 18H11V20H9L10 22H8L7 20L8 19H6L5 17H2V16H0V17H2V22H1V18H0V23H1V25H0V41H3V40H5V38H8L9 36H10V38L12 37V39H13V37L15 36H12L11 34H13L14 33V30H20L21 32L23 31V33H24V35L25 34H27V33H32V32H36L37 30H40V29H44V27H43V24H44V22H46L47 20V25L46 24H44V26H46V27H50V28H52L50 25H53L55 22H54V20L55 21H61V20H65L66 22L67 21H69L70 19H69V17H70V15L72 14L71 12H72V8H73V4L72 5H70L69 6V8L66 6V5H68L69 4V2H67L66 3V0H15V2L13 1V0H2V3ZM6 1H7V3H6ZM96 1H99L98 3L96 2V3H94V4H96V5H94L95 7H97L96 9L98 10L97 12H98V15H97V13H96V15L94 14L95 12H93V7H91L90 9V14H91V16L93 15V18H94V16L96 17V16H98L97 18H99V19H104V21H105V23L100 27H95V29H92L91 31H92V33L93 34H96V32H97V35L98 34H105L103 37H108V39H113V40H115V41H113V45L110 43L111 41L110 40H107L110 44H109V46H108V48L106 49V52H108V54L106 53V57L108 56V55H110V56H108L107 58H104V60L105 59H107V60H109L110 61V58H111V60H112V62H110V63H108L109 64V66L113 63V61L115 62V63H113L114 64V68H116L117 67V63L118 64H120V62H121V64H122V62L123 61H125V60H123L122 61V59L123 58H127L126 60H128L129 61V59L130 60H132L133 59V51H135L134 50V47H135V45L134 44H132L131 42H133V41H131V39L132 40H135L134 38L136 37V36H138V37H140V41H141V39L143 40V38H144V36H146V34H144L146 31H145V29H146V27L145 26H142L141 27V24H143L142 22H147L148 20H151V18H158V19H164L163 21L165 22V20H167V22L168 23H170L171 21H170V19H169V17L171 18L172 16L171 15H173V14H175L176 16L174 17L175 18V20H178V24H179V17L181 16L182 18H183V21H182V19H181V21H182V23H181V25H183V26H181L180 24L178 25L177 23V25H175V27H171L172 25H170V26H168L167 28H168V30H171V29H173V31H176L177 32V34L179 33V34H182L181 32H186V34L188 35L189 34V36L191 37H193L191 40H193V39H195V38H197V44L194 42V41H192L191 43H189L188 41H187V44H190L189 45V47H190V49H191V51H192V49H193V53L195 52V51H197L198 50V52L199 53H195L196 54V57H195V55H194V57H195V59H194V61L193 62H191L192 60H193V55H192V57L190 58L191 59V61H190V59H189V62L191 63V65H193V64H195L194 62H196V64L194 65V66H196L197 65V67L199 66V68H200V66L201 67H203L204 66V68L206 67V69H208V66L211 68V66H212V68H211V70H213V69H215V68H218V67H222V65L224 66H228L227 65V61H228V57H227V52H228V49H230V47H231V44L233 45V47H235L236 45L238 46L239 44H238V41L241 43V42H243V40L241 41L240 39H242V37L241 38H239L240 37V29H237L238 27H232V26H230L231 24V22L232 21H235L236 22V20H233L234 19V15H236V13H235V8H237V9H239L238 7L239 6H241V5H234V4H237V2H234L230 7H226V6H224V4H223V2H224V0H217V1H215L214 3H212L214 0H210V1H212V2H210L209 0L207 1V0H198L197 1V3L198 2H200L199 4H197L196 3V7H191V6H189V7H191L192 9H190V8H184V7H182L181 5L179 6V2L180 1H176V6H179V7H181L182 9H180V11L182 10L184 13H186V12H189V14H187V15H181L180 14V12H176V11H174L173 9H176V8H174V7H170L171 5H169L168 3H166L165 2V0H114L113 2H112V4H111V2L109 3V5H105V3L104 2H106V0L105 1H102V0H96ZM100 1H102L101 3H100ZM107 1H109V0H107ZM191 0H188V4L189 5H191L190 2ZM203 1H205V3L203 2ZM178 2V3H177ZM193 2H194V0H193ZM240 2L241 1H239L238 2V4H240ZM0 3H1V0H0ZM2 3L0 4V5H2ZM15 3H16V5H15ZM65 5H64V4ZM103 3V4H102ZM71 4V3H70ZM101 4V5H100ZM183 4V3H182ZM188 4H185V5H187L188 6ZM193 4H195V3H193ZM192 4V5H193ZM242 5L244 4V3H241ZM98 5V6H97ZM105 5V6H104ZM8 6V5H7ZM101 6L103 7L102 9H101ZM175 6V7H176ZM195 6V5H194ZM4 7V6H3ZM244 7V6H243ZM243 7H241L242 8V10L244 9ZM228 8V9H227ZM232 8H234L233 9V12L230 14V12L232 11L231 9ZM5 9V8H4ZM70 9V11H69V13H67V11L66 10H69ZM236 9V10H237ZM14 10H16V11H14ZM231 10V11H230ZM91 11H92V13H91ZM226 11V12H225ZM241 11V10H240ZM10 12V13H11ZM103 12V13H102ZM225 12V13H224ZM227 12H229V13H227ZM6 13V12H5ZM238 13V12H237ZM69 14V16H67ZM104 14V15H103ZM225 14V15H224ZM230 14V15H229ZM234 14V15H233ZM0 15H2V14H0ZM65 15H66V17H65ZM223 15L224 16H226L225 18H227V21L225 22V18L223 17ZM232 15V16H231ZM61 16H63L62 18H59V17H61ZM102 16V17H101ZM185 16H187V18L189 19H192L193 21H191L190 22V19H189V22H190V24H189V27L187 28V25H185L184 26V23L183 22H185V19H184V17ZM229 18H228V17ZM237 16H238V14H237ZM236 16V17H237ZM101 17V18H100ZM180 17V18H181ZM232 17V18H231ZM240 17V16H239ZM4 18V19H3ZM55 18H57V19H55ZM66 18V19H65ZM173 18V17H172ZM14 19V20H13ZM50 19H53V21L52 20H50ZM61 19V20H60ZM232 19V20H231ZM236 19V18H235ZM64 20L62 21V22H64ZM238 20V19H237ZM4 21H7L8 23H5ZM12 21V22H11ZM39 22V23H38ZM41 22V23H40ZM53 22V24H51ZM107 22V23H106ZM177 22V21H176ZM235 22L233 23L234 25H235ZM37 23V24H36ZM43 23V24H42ZM50 23V24H49ZM186 23H188V22H186ZM185 23V24H186ZM34 24H36L37 26H38V29H37V26L35 25V27H34ZM106 24V25H105ZM165 24V23H164ZM163 24V25H164ZM167 24V23H166ZM41 25H42V27H41ZM105 25V26H104ZM229 25V26H228ZM147 26V25H146ZM165 26V25H164ZM163 26V27H164ZM238 26V25H237ZM181 27H186L187 29L185 30V31H183L182 30V28ZM230 27L231 28H233L232 30L230 29ZM49 28V29H50ZM99 28H102V29H99ZM167 28H166V30H167ZM171 28V29H170ZM175 28V29H174ZM241 28V27H240ZM34 29V30H33ZM36 29V30H35ZM98 29V30H97ZM181 29V30H180ZM227 29H229V30H227ZM236 29V30H235ZM31 30H33L32 32H31ZM101 30H103V31H101ZM165 30V27H164V33H166V35H163L162 34V36H159L161 39H163V40H165L166 38L164 37V36H167L168 37V39L170 38V39H173V38H175V37H177V36H171L170 34H167V31ZM232 31V32H230V33H228V31ZM94 31V32H93ZM179 31V32H178ZM39 32V31H38ZM41 32V31H40ZM99 32H101V33H99ZM170 33H172V31H169ZM189 32V33H188ZM193 34H192V33ZM234 32L236 33L235 34V36H233L234 35ZM239 32V33H238ZM23 33H22V35H23ZM45 33V32H44ZM147 33V32H146ZM233 34L231 37H230V34ZM242 33V32H241ZM21 34V33H20ZM174 34V32L172 33V35ZM227 34H229V35H227ZM239 36H238V35ZM140 35V36H139ZM141 35H143V37L141 36ZM183 35H184V33H183ZM193 35H195L196 37L194 38V36ZM6 36H8V37H6ZM30 36V35H29ZM135 36V37H134ZM227 36H229V38H227ZM133 37V38H132ZM142 37V38H141ZM147 37H148V35H147ZM185 37V36H184ZM238 37V41H237V38ZM129 40H128V39ZM146 38V37H145ZM159 38V39H160ZM234 38V39H233ZM15 39V38H14ZM125 39H127L126 41H125ZM138 39V38H137ZM150 39V38H149ZM233 39V40H232ZM244 39V38H243ZM119 41V42H116V41ZM178 40H179V37H178ZM229 40V41H228ZM123 41V42H122ZM145 41V40H144ZM146 41H149V42H151L150 44H148V48L150 49V52H151V50H152V48L154 47V45H155V41H153L154 42V44H153V42H152V40L150 39V40H146ZM162 41V40H161ZM160 41V42H161ZM167 41V42H166ZM180 41V40H179ZM196 41V40H195ZM234 41H236V42H234ZM4 42V41H3ZM115 42V43H114ZM126 42V43H125ZM135 42V41H134ZM165 42L166 43H168L169 41L168 40H165ZM252 42H253V40H252ZM255 42V41H254ZM7 42H5V44H6ZM163 42H161V44H162ZM170 43V42H169ZM173 43H174V41H173ZM181 44H183L182 46L180 45V46H178L176 43H174L173 45L175 46V47H180L179 48V50L180 51H183V53H184V48H185V45H187V44H185V43H182V42H180ZM230 43V44H229ZM234 43H236V44H234ZM257 43H260V42H258L257 41ZM0 44H1V42H0ZM108 44V43H107ZM151 44H153V45H151ZM164 44V43H163ZM194 44V45H193ZM228 44V45H227ZM9 45V44H8ZM111 45V46H110ZM117 47H116V46ZM133 45H134V47H133ZM146 45V44H145ZM151 45V46H150ZM172 45V46H173ZM177 45V46H176ZM195 45H196V47H195ZM260 45V44H259ZM258 45V46H259ZM2 46H3V43H2ZM7 46V45H6ZM10 46V45H9ZM112 46H114V48H112ZM120 46V47H119ZM157 46V45H156ZM161 46V45H160ZM163 46H166L165 44L163 45ZM173 46V47H174ZM188 46V45H187ZM191 46H192V48H191ZM230 46V47H229ZM0 47H1V45H0ZM107 47V46H106ZM110 47V48H109ZM133 47V48H132ZM152 47V48H151ZM169 47V46H168ZM167 47V48H168ZM183 47V48H182ZM112 48V49H111ZM260 48V47H259ZM116 49V50H115ZM186 49V48H185ZM104 50H105V48H104ZM103 50V51H104ZM109 50V51H108ZM111 50V51H110ZM115 50V51H114ZM187 50V49H186ZM3 51V50H2ZM153 51V50H152ZM1 52V51H0ZM113 52V53H112ZM159 52H161V53H159ZM187 52V51H186ZM4 53V52H3ZM145 53H146V51H145ZM156 53V54H155ZM158 53H159V55H158ZM162 50H160V49H158L157 51H155L154 50V52H153V54H152V52L150 53V56L152 57V58H150V62H151V65H147V66H151L150 67V69H153L152 67H154V69H157L158 68V66L156 65V67L157 68H155V65L153 64V63H155V64H158L159 66H161V68L160 69H163V70H165V72H166V70L168 69V68H166L167 67V65L164 67V61H166V60H168L169 61V63H170V60H169V58H168V56H167V54H166V52L165 53H163V55H162ZM102 54H104V53H102ZM118 54V55H117ZM148 54H149V52H148ZM152 54V55H151ZM185 54H187V53H185ZM199 54V55H198ZM113 55V56H112ZM158 55V56H157ZM165 55V56H164ZM188 55H189V53H188ZM4 56V55H3ZM7 56H8V54H7ZM104 56V55H103ZM126 56V57H125ZM161 57L160 58V60H159V58H157V57ZM164 56V57H163ZM166 57V58H165ZM3 58V57H2ZM9 58V57H8ZM114 60H113V59ZM117 58V59H116ZM129 58V59H128ZM154 58H156V59H154ZM172 58V57H171ZM177 58H179V57H177ZM183 57H181L180 59H176V58H174V60H175V62L174 61H172V62H174L175 64H172V66H171V69L173 68V70L171 71V73H169L170 75L169 76H172V75H179L178 74V70L176 69V66L178 67L179 66V63H183V64H181V65H183V67L185 66H187L185 69H184V71H187V69L189 70L190 68L189 67H191L192 68V66L191 65H187L186 63L188 62L185 58H183ZM99 59H102V62H99L100 64H99V66L101 67V69H102V64L105 62V61H107V60H105V61H103V58L101 57H99L97 60H99ZM148 59H149V57H148ZM151 59H153L154 61L155 60H157V61H151ZM182 59V60H181ZM164 60V61H163ZM183 60H184V62H183ZM197 60V61H196ZM0 61H1V53H0ZM4 61V60H3ZM5 61H7L6 60V58H5ZM99 61H101V60H99ZM108 61V62H109ZM116 61H118V62H116ZM128 61H126V62H123V64L125 65H130L129 63H128ZM133 61V60H132ZM131 61V62H132ZM145 60H143V62H144ZM159 61V62H158ZM146 62V61H145ZM144 62V63H145ZM158 62V63H157ZM171 62V63H172ZM213 62V63H212ZM230 62V61H229ZM1 63H2V61H1ZM47 63H49V62H47ZM50 63H52V62H50ZM102 63V64H101ZM170 63V64H171ZM199 65H198V64ZM220 65H218V64ZM107 64V63H106ZM107 64V65H108ZM118 65L119 67L118 68H116V69H119V68H121L124 72L126 71V69H128L129 68V66L128 67H124L123 65ZM145 64H150V63H148V61H147V63H145ZM153 64V65H152ZM178 64V65H177ZM47 65H49V64H47ZM51 65V64H50ZM53 65V64H52ZM50 66V70H49V76H47L48 77V79H49V81H48V79H47V77L45 76L44 77V75H42V76H39L38 77V79L37 80H33V82H35V83H37L38 82V80H39V82L37 83V84H40V82H44V84H49V86L50 87H54V90L56 89V91H58V89L60 90V88H61V90H62V88L64 89H66L65 91L66 92H69V95H72V91H74L75 93H77V91L79 90V91H82L83 92V94H85V92H87V94H86V96L87 95H89L90 94V92H91V90H93V88H91V86L92 87H94L95 86V84H96V86H97V84H98V86H99V83L102 85V86H100L101 87V89H102V87H103V83H101V78H103V75H101V73H100V70L101 69H99L98 68V65H97V68H95V69H97V70H93V71H96V72H92V74H90V72L91 71H89V70H91V69H87V67H89V65L88 66H86V65H84V69H85V66H86V70H88L89 71V74H85L84 72L86 71H84L83 72V70L81 69V70H77V72L78 71H82L84 74H82V75H78V73L76 72V74L75 73H73V74H75V75H71V73H69L68 72V70H66L65 68H64V71H63V69H62V71L60 70V72H58V71H56V70H58V68L56 67H54V65L53 66ZM104 65V64H103ZM206 65V66H205ZM214 65V66H213ZM113 66V65H112ZM111 66V67H112ZM121 66V67H120ZM146 66V65H145ZM218 66V67H217ZM53 67V68H52ZM82 67V66H81ZM105 67V66H104ZM103 67V68H104ZM124 67V68H123ZM47 68H49V67H47ZM83 68V67H82ZM109 68V67H108ZM113 68V69H114ZM126 68V69H125ZM194 68V67H193ZM192 68V69H193ZM235 68H237V67H235ZM113 69H110V71L111 70H113ZM116 69H114L115 70V72H118V71H116ZM154 69H153V71H154ZM170 69V68H169ZM174 69H175V71L177 72V74H172V72L174 73L175 71H174ZM180 69V68H179ZM182 69V70H183ZM203 69V68H202ZM201 68L200 69H197V70H200L199 71V73L201 72V76H203L202 75V70ZM225 69V68H224ZM54 70L58 73V75H56L57 73H55V74H53L54 73ZM113 70V71H114ZM159 70V69H158ZM194 70V69H193ZM202 70V71H201ZM205 70V69H204ZM242 70V69H241ZM87 71V72H88ZM102 71H103V69H102ZM109 71V70H108ZM123 71H120L121 73H123ZM161 71V70H160ZM168 71V70H167ZM208 71H210V70H207L206 72L208 73V74H210L207 78H205V80H204V85H203V83H202V86H201V88H203L204 90H205V93H208V92H213L214 90L216 91V89H214V87L217 85V84H219L217 81H218V79L219 78H221L222 76L221 75H225V74H229L231 71H227V73H226V70H225V72H224V74H221L220 76H219V78L217 79V81H214L215 83L217 82V84H215L214 82H213V80L214 79H212L211 78V75L212 76H215V74L213 73V72H208ZM243 71H245V73H243L242 75H245V76H248V75H246L247 74V72L246 71H248V70H243ZM74 72V71H73ZM81 72V73H82ZM86 72V73H87ZM99 72V73H98ZM112 72V71H111ZM127 72H128V70H127ZM127 72H125V73H123V74H116L115 76H114V78L115 77H117V78H113L112 76V78L111 77H109L108 79H107V77L109 76V75H107L106 76V79L107 80H109L108 81V84H107V81H105V79H104V81L106 82L104 85V87H105V89H104V91H105V93H106V89H108L106 86H108L109 87V91H108V93L109 94H105L104 95V91H100V90H98L99 92H102V94H100V93H98L97 91H95L94 92V90H96L97 88H98V86L97 87H94V90H93V95L92 94H90L89 96L91 97V95H92V97H94L95 99H91L90 100V98L89 97H87V98H89V100L87 99H85V100H83V101H86V102H84L85 103V105H83L82 104V106H83V108L81 109V107L78 105V104H80L81 102H80V100L82 101V99H80L79 101H78V99L76 100V99H74L73 97H70V99H69V102L71 103V104H73L74 102H75V104H73V109L75 108V107H79V111H80V113H82L81 114V116L83 115V113L84 114H86L87 112H88V115H86L87 117L86 118H93V119H91V120H88L87 119V121H90V122H92V124H95V127L97 128L95 131L99 134L100 132V135L101 136H99V138L101 137V138H105L104 140H100L99 138H94L93 136V138L95 139V141H94V139H92L91 138V136L90 135H94L95 133H93V126L91 125V128H89V129H91L90 131H89V135H88V137L89 138H91V139H88V137H86L87 135L86 134H84V135H86V136H84L83 134H81L82 133V131H83V127H80L79 126V128L77 127V136L76 137H74V136H68V134H63V135H60L61 137V141H59L60 143H61V145H62V147H58L57 149H59L58 151H60L59 152V156L60 157H62L63 159L67 156V158H65L64 160L68 163V161L70 160L71 162H72V158L76 155H74V154H70V153H72V151L71 150H69V148H77V147H79V149H77V150H79V151H81V152H79V155L80 156H82V159H83V161L85 160V162L87 161V162H89L90 164L89 165H91V167L92 166H94L93 167V169H89V167L87 166V165H85V166H83L84 168L82 169V170H84V174H87L86 176H87V178L88 177H91L90 179H91V181H90V184L89 185H87L86 184V190H84V194L82 195V194H79V195H81V196H83V197H80L79 195V197H80V199L78 198V196L76 197V196H74L73 197V199L74 200H70L71 202L72 201H75V199H79V201L82 199V201L83 202H85V200H86V202L85 203H87V201H89L90 202V206H91V208L95 211V213L96 214H98L99 216L98 217H96V218H98V220L101 222V225H100V223H98L99 224V226H101V230H103L102 232H103V238H102V242L101 243H99L100 241H96L97 243H99V248L97 249V247L95 248V250L92 248V250L89 248V246H87V245H85V244H82V245H80V244H78L77 242L79 241V240H77V238L75 239H73L72 238V236L70 237V233H67L68 231H67V228H65L63 225H61V223L60 224H58V221L56 222L55 220H53V219H51V216L53 215V212H50L49 210L51 209V211L53 210V208H51V207H49V205L52 203L53 205H55L56 206V208H54V217L55 218H57L56 217V212L57 211H55V210H58L57 208H59L58 207V205L57 204H55L54 202H52V201H49V196H48V199L47 200H44L45 198V196L43 197L42 196V198H40V202L41 201H45L46 202V204L44 205V206H48V208H46V210L44 209V206L42 205L43 203H40L39 202V204H40V206L44 209H41V207L39 208V206H37V205H35L34 206V203L35 204H37V202L38 201H35V200H33V199H37V198H35V196L34 197H31V196H33V192L32 191H35V190H37L38 188V192H37V194H39L40 193V191L41 190H44V189H46L47 191H49V190H52V191H55L54 190V188H52L53 187V185H52V181H48L47 182V184H45V181H39V180H37L36 179V177L35 176H38V177H41L40 175H39V172H38V170L36 169V167H37V165L36 166H34L35 164H36V162L37 161H39V158L41 159V157H43V154H42V156H40L39 154L41 153V152H38L39 150H38V146H44V143L43 144H41L40 142H36V140H33V139H30L29 140V138H28V140L27 139H25L24 137L22 138L21 137V135H19V134H22V133H27L28 132V134L30 133L31 134V132L33 133V131L34 130H32V128H30L28 125V123H27V127H26V124H22V127L21 126H18V125H20V124H15L14 125V123L12 122V121H10L9 120V116H10V113H9V116H8V114H7V111H5L4 109H6V108H4V106H0V118H2V122H3V126L0 128V148L2 149V150H4V149H6L5 150V152L7 151H10L11 153H13V154H15L16 155V157L15 158H12V160H9V158H11V153L9 152L8 154H7V156H4V155H2L1 156V154H0V168L1 169H4V171L2 172V171H0V173H3L4 175L5 174H9L8 176H10V177H8L7 175L4 177V175L3 174H0L2 177H0V181H7V182H9L10 180V185L12 186V183H14V185H16L17 184V186L18 187H14V186H12L14 189H12V187L10 186V185H7V186H10L9 188H11V190H16V194L19 192L18 190H20V194H21V199H20V195H19V198L17 197L18 196V194L16 195V194H14L15 195V198H16V200L18 201V199H19V201H18V203H19V206H20V203H22L23 205L21 206V207H23V208H25V212H30V211H32V213L30 212L29 213V216H31V220L32 221H34V225L36 226V228H35V231H34V227H32V224H30L31 226L30 227H32V228H29V231H31V230H33V232H36V233H32V232H29V234H34V236H41V235H43V236H45V234H47V232H48V234H50L51 235V237H52V239L54 238V240H55V238H56V243L55 242H51V243H49V244H52V243H54L55 245H57V246H55L54 244H52V246L54 247H59L58 249H59V251H57L56 250V254H57V256H59V258H58V260L57 261H55L56 262V264H76V263H79L80 264V261L81 262H85V263H82V264H86L88 261H92L93 263H95V264H127L126 262H125V260H122V261H124L125 263H123V262H121V263H119V257H118V254L119 255H122L123 253H122V250L120 249V248H124L127 244H126V241H129V242H127L128 243V246L129 245H131V244H129V243H131L132 242V239H136V236L138 235V232H135V233H137V234H134V232H132L133 230H135L137 227H139L141 224L144 226V225H146L147 224V221H145L146 219L144 218V217H146L147 215H149V216H147V217H151L150 215H152V217L154 218H160L161 217V215H163V213H164V211L166 210V209H170V210H172L173 212L172 213H176V210L178 211V209L179 208H181L182 206H181V204L180 203H182V204H184L183 202H186V201H184V199H183V201H182V199H181V202H179V205H178V201L176 202V207H178V208H173L174 207V202H173V198L171 197V196H169L170 194V190H167L168 189V186H167V183H169L170 184V181H172L171 179L172 178H174L175 176H173V175H175V174H177L178 176V178H181V177H183L181 180H180V183H181V181L183 180V179H185L186 177H184V176H186V170L185 171H183V172H185V174L183 175V172L181 171H178V172H176L177 171V169L179 168L178 167V165H179V163L181 162V160H179V157L181 156H178L177 157V155L175 156V158L177 157V160H179L180 162H176V163H178V165H177V168L176 167H174L173 165H175V164H173L172 165V163H174L173 162V159L171 158V157H169V156H173L172 155V153L171 152H174V150H175V148H178L179 146V148H181L182 146H183V144H182V142H180L181 144H182V146L180 145V144H177L176 143V141H174V138H175V140H176V134H177V132L179 131V127L178 126H180V122L182 121V120H184V119H186L187 117H188V115H187V113H188V110L186 109V105L189 103V101H186V99L188 98V100H189V97H187V98H185V96H189L188 94H190V93H188L187 91L189 90H186L188 87H186V89L185 90H183L184 91V93L183 92H181V93H179V94H181V96L178 94V96H180V97H176L175 98V96L177 95V94H175V95H173V98L174 99H172L171 97H169V98H171V99H167L166 101H157L156 99H153L152 98V100L150 99V101H149V99H148V102H147V98H146V96L148 95L149 96V94H151V93H149V94H146V96L144 95H142V97H144L145 99L143 100H141V99H138V97L136 98V93H134L133 92V90L132 89H135L134 91H137V88H136V86H137V83L135 82V80H134V76L131 78V77H129V78H131V79H129V81H121L118 77L121 75H126V73ZM131 72V71H130ZM152 72V71H151ZM151 72H150V74H148V75H150L151 77H153L152 75H151ZM155 72V71H154ZM157 72V71H156ZM229 72V73H228ZM240 72V71H239ZM238 72V73H239ZM61 73V74H60ZM94 73H97L98 75L100 74L101 76H98L97 74V76L94 74ZM107 73V72H106ZM164 73V72H163ZM249 73H251V72H249ZM111 74V73H110ZM129 73H127V75H128ZM157 74V73H156ZM162 74V72H160V74H159V76ZM166 74V73H165ZM204 74V73H203ZM207 74V75H208ZM214 74V75H213ZM53 75H56V79L55 78H53L52 76ZM61 77H60V76ZM79 77H78V76ZM86 75V76H85ZM87 75H89V76H87ZM92 75V76H91ZM98 78L99 77V79H97V80H100V82L98 81V82H96L97 80L95 79L96 77ZM119 75V76H118ZM126 75V76H127ZM132 75V74H131ZM158 75V74H157ZM167 75V74H166ZM166 75H165V77H166ZM198 75V74H197ZM217 75V74H216ZM252 73H251V76L249 77V79H246L247 81H249L248 83H246L247 85H246V87H247V89L250 91V90H252L253 89V84L251 83V81L250 80H252ZM57 76H59V78L61 79V80H63V81H61V80H59V78H57ZM73 76V78H71ZM74 76H76V77H74ZM168 76V75H167ZM200 75H198V77H199ZM255 76V75H254ZM7 77V76H6ZM6 77L5 76H3V77H0V101H2V102H4L5 100H6V93H5V89H6V81H8V80H6ZM13 77V76H12ZM21 77V76H20ZM43 77V78H42ZM63 77V78H62ZM94 78V81H92V82H90V79L91 78ZM151 77H150V80H151ZM225 77V76H224ZM240 77V76H239ZM260 77V76H259ZM40 78V79H39ZM44 78H46L45 80H44ZM75 78V79H74ZM92 78V79H93ZM105 78V77H104ZM159 78H161V77H159ZM203 78L204 77H202L201 78V80L203 81ZM246 78H248V77H246ZM261 78H264V76L263 77H261ZM8 79V78H7ZM43 81H42V80ZM50 79H53L52 81L50 80ZM74 79V80H73ZM87 79V80H86ZM91 79V80H92ZM112 79H114V81H111ZM126 79V78H125ZM199 79V78H198ZM211 79V80H210ZM224 82H227L226 80H224L223 78H221ZM240 79H241V77H240ZM240 79H238V80H240ZM41 80V81H40ZM54 80H56L55 81V83L53 82ZM132 80H133V82H134V84L136 85V86H134V84H132ZM245 79H244V81H246ZM254 80V79H253ZM23 81V80H22ZM88 81V82H87ZM137 81V80H136ZM209 81V83L207 84V82ZM220 81V80H219ZM58 82H61V83H59L58 84ZM175 82V81H174ZM206 82V83H205ZM238 82V81H237ZM9 83V82H8ZM35 83H32V84H35ZM151 83H152V81H151ZM211 83V84H210ZM239 84H240V82H238ZM237 83V87L239 88V84ZM110 84V85H109ZM176 84V82L173 84V85H175ZM211 85V88L209 87L210 85ZM8 85V84H7ZM130 85H131V87H130ZM149 85H151L153 88H154V86H153V83L152 84H149ZM170 85H172V83H170L168 86H170ZM226 86H227V84H225ZM224 85V83H222L221 82V84H219V85H217L216 87H218V92H219V94H218V96L219 97H222L223 96V94L224 93H227V94H229V92L231 93L230 95H234L235 94V86L233 87V85H231V87H230V82H229V86H227L229 89H231V90H229L228 88L226 89V86ZM242 85V84H241ZM36 86V85H35ZM34 86V87H35ZM43 85H41L40 87H42ZM46 86V85H45ZM44 86V88H46L47 89V87H45ZM48 86V87H49ZM64 86V87H63ZM133 86H134V88H133ZM151 86H150V89H151ZM158 86V90H160L159 89V85H157ZM176 86H177V84H176ZM213 86V87H212ZM223 86H225V87H223ZM248 86L251 88V89H249L248 88ZM257 86V85H256ZM76 89H75V88ZM100 87L98 88V89H100ZM128 89H127V88ZM172 87V86H171ZM209 89V91H208V89ZM236 87V88H237ZM243 87V86H242ZM10 88V87H9ZM8 88V89H9ZM36 88H37V86H36ZM73 88H74V90H73ZM87 88H90V90H87ZM96 88V89H95ZM126 88V89H125ZM152 88V89H153ZM160 88H162V87H160ZM222 88H224V90L222 89ZM234 89V91H232L233 89ZM264 88V87H263ZM102 89V90H103ZM130 89V90H129ZM214 89V90H213ZM221 89V90H220ZM126 90V91H125ZM129 90V91H128ZM154 91L156 90V89H153ZM172 90V89H171ZM206 90H207V92H206ZM211 90V91H210ZM242 90V89H241ZM254 90V89H253ZM253 90L252 91H250V93L252 94V93H254L253 92ZM128 91V92H127ZM151 91V90H150ZM169 90H167V92H168ZM179 91V90H178ZM223 91V92H222ZM227 91V92H226ZM96 92H97V94H96ZM126 92H127V94L129 95L130 94V96H129V99H126ZM159 92V91H158ZM164 92V91H163ZM162 92V90H161V94H164ZM174 93V91H171L170 93ZM185 92H186V94H185ZM122 93H124L125 95H123ZM132 93H134V94H132ZM153 93V92H152ZM204 93V94H205ZM222 93V94H221ZM239 93H240V91H239ZM255 93H257V92H255ZM111 94V95H110ZM132 94V95H131ZM169 94V93H168ZM203 94V93H202ZM120 95H123V96H120ZM135 95V96H134ZM185 95V96H184ZM208 95V94H207ZM217 93L215 92V94H213V96L212 97H216V99H217V101H218V99L219 98H217ZM259 95V94H258ZM264 95V94H263ZM83 96V95H82ZM85 96V97H86ZM210 96V95H209ZM210 96V97H211ZM251 96V95H250ZM84 97V96H83ZM150 97H152V96H150ZM164 97H166V95L164 94ZM163 97V98H164ZM184 97V98H183ZM210 97H208V98H210ZM259 97V96H258ZM263 97V96H262ZM76 98H78V97H76ZM139 98H140V96H139ZM205 98V97H204ZM214 98H213V100H214ZM253 98H254V96H253ZM25 100V99H24ZM93 100V101H92ZM156 100V101H155ZM211 100V99H210ZM26 101V100H25ZM77 101V102H76ZM82 101V102H83ZM90 101H92V102H95V103H97V107H96V104L94 103L93 105L96 107H94V108H92L91 106L90 107H87V106H89L88 104H86V103H89ZM136 103H135V102ZM141 101V102H140ZM144 101V102H143ZM146 101V102H145ZM258 102L260 101L259 99L257 100ZM138 102V103H137ZM188 102V103H187ZM78 103V104H77ZM141 103V104H140ZM259 103H261V102H259ZM1 104V103H0ZM138 105H139V109H138ZM189 105V104H188ZM187 105V106H188ZM135 106H137V108L135 107ZM190 106V105H189ZM8 107V106H7ZM144 107H145V109L147 110H151L152 109V111H150V112H154L153 114H154V117H152L153 115H151L150 113V117H151V120H150V118H148L149 119V122H148V124H147V127L151 130L152 128H150L149 127V125H150V121H151V123L152 122H154V120L155 121H157V122H159L160 120L159 119H161V122H163L164 120H167V121H169V119H170V121H172L173 120V116H175V119H176V121H177V124H176V127H178L179 129H178V131H176L175 133H173L174 134V136H171V139L173 138V143L175 142V144H177L178 145V147H177V145H175V147H174V145H172V147H174L173 149V151L171 150V155H170V153L169 152H164V151H168V148L170 149V145H167L166 143H167V141L166 142H164L165 140H162L161 142L159 141V142H154V140H156L155 139V136H154V132H152L153 130H149L148 128L147 129H144L143 130V127L141 128V129H139V127H137V126H134L133 127V125H138L137 123H135V122H133V119L132 120H130V121H127L126 119V123H130L131 124V127H133L134 129H132L133 131H131L130 130V132H128L127 130H125V131H127L128 133H131L132 132V136L133 137H135V138H137V134H138V132L140 133L139 135H141V132H142V136H140V137H143L144 136V139H145V137L147 136V140H145V141H147L148 142V140L149 141H151L150 142V144H154V143H156V146H154L153 148L155 149L154 150V152H153V150H152V152L150 151V149H148L147 148V146H146V148H147V150H149V156H151V157H153V159L157 162H150V163H152V164H154L153 166H151V167H149V168H151V169H149L147 166H146V164L144 163V162H148V160L147 159H144V160H146V161H144L143 160V162H141V164L142 163H144L143 164V166L144 167H142V165H140L139 166V164H137L138 166H137V169L135 168V169H132L133 168V165L131 164L132 163V161H129V159H132L134 156H132L134 153L132 152V151H130L129 149V151L126 149V147H129V145L130 146H132L133 144V138L130 136V141H132V143L131 142H127L129 145H125V144H123V148H124V145L126 146L125 147V149H126V152H123L124 150L122 149V147L120 148V146H122V144L120 145V144H118L117 145V139H116V141H115V137H116V135H117V133L118 134H120V132L121 131H123V129H122V127L124 126V125H122L121 126V128H118V126H116L117 127V129H119L118 130V132L116 131L117 129L115 128V129H113L114 128V126H113V122H115V121H111V119H107V118H110V117H113L114 118V120H118L115 116H117L118 117V114H119V116H120V114H121V116L122 115H125V116H122V117H124V118H126V115H127V117H128V110L131 108V109H136V110H139L140 112H139V114H141V116L139 115L138 116V119L139 118H141L142 117V115L143 114H145V115H148V114H146L145 112H147L145 109H144ZM91 108V109H90ZM150 108V109H149ZM95 109V110H94ZM143 109H144V112H143ZM188 109H189V107H188ZM248 109V108H247ZM7 110V109H6ZM86 110H87V112H86ZM90 110V111H89ZM242 110V109H241ZM15 111V110H14ZM79 111H76V114H75V112H74V114L75 115H77V117L79 116L80 117V115H78V114H80L79 113ZM83 111H85V112H83ZM97 111V112H96ZM243 111H245V110H242V112ZM8 112H11V110H9ZM77 112H78V114H77ZM96 112V113H95ZM219 112V111H218ZM96 114V116L97 117H99V115H100V117L97 119V117L95 116V114ZM97 113H99V115H97ZM148 113V112H147ZM245 113V112H244ZM243 113V114H244ZM247 113V112H246ZM246 113H245V115H243L244 117L246 116ZM251 113V112H250ZM16 114V111H15V113L13 114V112H12V115L11 116H16L15 115ZM21 115L22 114H25L24 112L23 113H20ZM40 114H43V113H39V116H40ZM235 114V113H234ZM241 114V113H240ZM262 114V113H261ZM46 115H48V114H46ZM144 115V116H145ZM248 115V114H247ZM22 116H24V115H22ZM26 116V115H25ZM235 116H237V115H235ZM248 116H251V115H248ZM247 116V117H248ZM253 116V115H252ZM263 115H261V117H262ZM19 117H20V115H19ZM42 117V115L39 117V118H41ZM44 117V116H43ZM57 117H58V119L60 120V114H59V116L57 115ZM63 117V116H62ZM78 117V118H79ZM96 117V118H95ZM229 117V116H228ZM238 117V116H237ZM243 117V118H244ZM83 118H85V115H83ZM102 118V119H101ZM116 118V119H115ZM143 118H145V117H142L141 119H142V121H143ZM155 118V119H154ZM234 118V117H233ZM251 118V117H250ZM64 119V118H63ZM104 119V120H103ZM120 119V118H119ZM146 120H145V122L147 121V118H145ZM157 119V120H156ZM172 119V120H171ZM175 119H174V121H175ZM226 119V118H225ZM235 120L237 119L236 117L234 118ZM233 119V120H234ZM42 120V119H41ZM79 120H80V123L82 124V118H79ZM93 120H94V123H93ZM101 120H102V122H101ZM106 120H107V122H106ZM140 120V119H139ZM138 120V121H139ZM159 120V121H158ZM163 120V121H162ZM187 120V119H186ZM229 121L231 120V119H228ZM244 120V119H243ZM249 120V119H248ZM259 120L260 121H262V119H260V117H259ZM8 121H10V122H8ZM109 121H111L112 123H110V124H112V128H111V126H110V124L108 125V123H109ZM169 121V122H170ZM175 121V122H176ZM178 121H180L179 123H178ZM238 121V120H237ZM240 121V120H239ZM249 121H251V120H249ZM259 121V122H260ZM228 122V121H227ZM258 122V124L257 125H259V124H261V122L259 123ZM263 122L264 121H262V124H263ZM66 123V122H65ZM103 125H107L108 127L110 126V128H106V129H104V128H102V124ZM104 123H106V124H104ZM134 123V124H133ZM144 123V122H143ZM172 123V122H171ZM230 123H233V122H231L230 121ZM236 123V122H235ZM43 125H45L44 127H45V129L47 130V127L51 124V123H49V125H46V124H44V122L42 123ZM115 124V123H114ZM130 124H128V127H130ZM173 124V123H172ZM242 124H243V121H242ZM245 124V123H244ZM10 125V126H9ZM24 125V126H23ZM144 125H145V123H144ZM174 125V124H173ZM182 125V124H181ZM246 125V124H245ZM264 125V124H263ZM12 126V127H11ZM14 126V127H13ZM51 126V125H50ZM64 126V125H63ZM120 126V125H119ZM230 126H231V124H230ZM234 126H235V124H234ZM238 126H239V124H238ZM237 125L235 126V128H237L238 127ZM241 126V125H240ZM19 127H21V128H19ZM53 125L51 126V127H48V131L50 132V133H52V132H55V133H57L58 131H57V129H55V127H54V129H53ZM103 127H105V126H103ZM131 127L129 128V129H131ZM182 127V126H181ZM231 127H233V125L231 126ZM26 128V129H25ZM27 128H29V129H27ZM52 128V129H51ZM136 128H138L137 130H135ZM242 128H243V126H242ZM244 128H246L245 126H244ZM243 128V129H244ZM13 129L15 130H18V131H16L15 133L13 132ZM25 129V130H24ZM82 129V130H81ZM102 129V130H101ZM120 129H122V130H120ZM183 129V128H182ZM181 129V130H182ZM231 129V128H230ZM238 129V128H237ZM237 129H235V130H237ZM239 129L240 130H238V131H235L234 130V128H232V130L234 131V132H239V131H241V128L239 127ZM248 129V128H247ZM22 130V131H21ZM27 130V131H26ZM53 130V131H52ZM79 130V131H78ZM93 130V131H92ZM109 130H111V131H109ZM139 130V131H138ZM141 130H143V131H141ZM263 130V129H262ZM120 131V132H119ZM193 131V130H192ZM207 131V130H206ZM233 131H231V134H230V136H228V137H231L232 136V133H234ZM19 132V133H18ZM111 132V133H110ZM143 132H145V133H143ZM205 132V131H204ZM213 132V131H212ZM228 132H230V130L228 131ZM249 132V131H248ZM92 133V134H91ZM96 133V134H97ZM102 133H103V135H102ZM123 133V132H122ZM187 133H189V135H185V137L186 136H189V140H191L192 138H193V135H195V136H197V134L195 133V134H192L190 131H189V129H188V131H187ZM208 134H209V132H207ZM227 133V132H226ZM252 133V131L251 132H249V134H251ZM257 133V132H256ZM259 134H260V132H258ZM36 134V133H35ZM34 134V135H35ZM53 134V133H52ZM80 134H81V137L83 138V137H86V141L85 142H79V145L77 144V142L79 141L78 139H80L81 137H79L80 136ZM116 134V135H115ZM144 134V135H143ZM179 134V136H180V133H178ZM178 134H177V137H178ZM185 134V133H184ZM192 136H191V135ZM213 134V133H212ZM261 134H262V132H261ZM24 135V134H23ZM22 135V136H23ZM65 135L66 136H68L67 137V141L68 142H71V141H73V143L71 142V144H77V145H74L73 147H71V146H66L65 144H63L64 143V139H65ZM115 137H114V136ZM130 135V134H129ZM152 135H153V138H154V140L152 141V140H150V139H148V138H150V137H152ZM181 135H183V134H181ZM216 135V134H215ZM214 135V136H215ZM233 135H235V134H233ZM248 135V134H247ZM263 135V134H262ZM102 136H104V137H102ZM118 136V135H117ZM192 138H191V137ZM213 136V139L215 138V137H218V136H215L214 137ZM239 136V138L241 137L242 138V135L240 136V135H238ZM238 136H237V138H238ZM245 136V135H244ZM253 136V135H252ZM259 136V135H258ZM257 136V137H258ZM264 136V135H263ZM74 137V138H73ZM109 137H112V139L111 138H109ZM168 137H170V135L168 136ZM248 137V136H247ZM251 137V136H250ZM249 137V138H250ZM33 138V137H32ZM35 138H37V137H35ZM62 138H64V139H62ZM69 138H72V139H69ZM129 138V137H128ZM181 138H182V140L184 141V145H185V143L187 142V141H185L184 139H183V137L181 136ZM181 138L179 137V139L181 140ZM196 139H197V137H195ZM195 138H193V140L195 141ZM233 138V137H232ZM252 138H254V137H252ZM261 138V137H260ZM264 138V137H263ZM24 139V140H23ZM87 139H88V141H87ZM97 139H99V142L101 143V145H100V143L99 142H97L98 140ZM106 139H108V141L111 143H109L108 141V143H107V145L106 144H103L102 145V143H106L105 141H106ZM113 139H114V141L116 142H114L113 143ZM166 139H167V137H166ZM228 139V138H227ZM234 139L236 140V138H235V136H234ZM242 139H244V138H242ZM31 140H33V142H31L32 143V145H34L35 146V148H36V150H33V149H35V148H32V147H34V146H31V143L29 142V141H31ZM38 140V139H37ZM57 140H59V137H58V139ZM56 140V141H57ZM97 140V141H96ZM178 140V139H177ZM181 140V141H182ZM188 140V141H189ZM193 140H191V141H193ZM204 140V139H203ZM219 140V139H218ZM217 140V141H218ZM261 140H263L262 138H261ZM34 141H35V143H34ZM40 141V140H39ZM75 141H77V142H75ZM93 141V143H91ZM134 141H136L135 139H134ZM191 141L188 143L187 142V146H190V144H191ZM201 141V140H200ZM206 141V140H205ZM207 141H209V140H207ZM228 141H233V140H228ZM228 141L226 140V142L228 143ZM251 141V140H250ZM258 140H256V142H257ZM89 142H90V144H89ZM98 143L99 145H100V147H98L99 145L98 144H96L95 145V147L92 145V144H94V143ZM152 142H154V143H152ZM168 142H170V140L168 139ZM196 142V141H195ZM202 142V141H201ZM210 142V141H209ZM225 142V143H226ZM255 142V141H254ZM255 142V143H256ZM34 143V144H33ZM37 143V144H36ZM126 143V144H127ZM149 143V142H148ZM203 143L205 144V142L203 141ZM225 143H223V144H225ZM252 143V142H251ZM250 143V144H251ZM260 143V142H259ZM258 143V144H259ZM264 142H262L261 144H263ZM47 144V143H46ZM87 144V145H86ZM115 144V145H114ZM149 144V145H150ZM158 144H160V147L159 146H157ZM162 144H163V146H164V148L163 147H161L162 146ZM189 144V145H188ZM207 144V143H206ZM205 144V147L206 148H208L207 150L204 148V145H203V148L207 151L206 152V156H205V158L204 159H202L200 162H202V163H204V164H206V166L207 165H209V166H213V170L215 171V167H217L218 166V164H219V166H221L220 164H222V165H224V168H225V165H228L229 166V161L232 159H228L227 160V158L229 157V155H231L230 157H232L234 154H235V151L234 150H236V147H233L234 148V150H233V148L231 149V152H234V153H231L230 152V150H229V148L227 149V148H223V144H221L222 146L221 147H219V148H222V149H224V150H227V152L226 151H222V149H221V151L222 152H220V151H218V149H215L214 147H213V149H210L211 147V145H208L209 147H207V145ZM231 145H232V143H230ZM241 144V142H239V143H237V145H240ZM243 144V143H242ZM240 145V146H244V145ZM250 144H247V145H250ZM254 144V143H253ZM261 144H259L260 146H261ZM38 145V146H37ZM90 145V147H88ZM93 147H92V146ZM134 145H135V143H134ZM148 145V144H147ZM167 145V146H166ZM201 145V144H200ZM236 145V146H237ZM252 145V144H251ZM37 146V147H36ZM77 146V147H76ZM82 146V147H81ZM151 146V145H150ZM170 146V147H169ZM186 146V145H185ZM195 146V145H194ZM214 146V145H213ZM217 146V145H216ZM230 145L228 144L227 145V147H229ZM246 146V145H245ZM256 146H258V145H255V147ZM41 147L39 148V149H41ZM64 147H67V150L65 149V151L66 152H64L63 151V149L62 148H64ZM81 147V148H80ZM171 147V148H172ZM184 147V146H183ZM182 147V148H183ZM232 146H230V148H231ZM262 147V146H261ZM261 147H259V149L261 148ZM43 148V147H42ZM134 148V147H133ZM146 148H144L145 150H146ZM151 148H152V146H151ZM152 148V149H153ZM185 148V147H184ZM189 148H191V149H187L186 148V151H187V153H190L191 154V151H193V152H195V150H193V148L192 147H189ZM196 148V147H195ZM217 148V147H216ZM243 148V147H242ZM248 148H249V146H248ZM30 149H32L31 150V152L32 151H34V152H32L33 154L35 153V151L37 152V153H39L38 154V156L37 157H39V158H36V157H34L33 158V154L32 153H30L29 151H30ZM62 149V150H61ZM167 149V150H166ZM204 149H202V150H204ZM251 149H252V147H251ZM250 149V150H251ZM263 150H264V145H263V148H262ZM259 150V151H261V156L263 157V150ZM2 150H0V151H2ZM229 150V151H228ZM245 150H246V148H245ZM253 150V149H252ZM256 150V149H255ZM41 151V150H40ZM127 151L128 152H131V153H128L127 155H129V154H132V155H129V156H125L124 154L125 153H127ZM258 151V150H257ZM4 152V151H3ZM4 152V153H5ZM70 152V153H69ZM77 152V151H76ZM177 152H179L178 151V149H177ZM176 151H175V153H177ZM205 152V151H204ZM225 152H226V155H225ZM37 153H35L34 155L36 156V154ZM61 153V154H60ZM74 153V152H73ZM82 155H81V154ZM145 153H146V151H143V154H141V155H145ZM151 153H152V155H151ZM201 153V152H200ZM223 153V154H222ZM227 153H229V155L227 154ZM231 153V154H230ZM239 153H241L240 151L238 152V154ZM252 152H250V154H248V156H250V157H248L247 156V158L248 159H250L251 158V154ZM254 153V152H253ZM3 154V153H2ZM11 154V155H10ZM57 154V153H56ZM136 154H138V153H136ZM140 154V153H139ZM174 154V153H173ZM178 154V153H177ZM190 154H188V155H190ZM194 154H198L197 156H198V160H199V152H197V153H194ZM193 154V155H194ZM203 154V153H202ZM238 154H237V157H239L238 156ZM255 154H256V152H255ZM9 155H10V157H9ZM62 155V156H61ZM64 155V156H63ZM69 155H74L73 157H70ZM79 155H78V157H79ZM135 155V154H134ZM147 155H148V153H147ZM259 156H260V152H259V154H258ZM258 155H256V157L258 156ZM69 156V157H68ZM185 156V155H184ZM183 155L181 156V157H184ZM192 156V155H191ZM195 156V155H194ZM194 156H193V158H189L188 156H187V160H186V158H184V160H185V162L184 163H182L183 165H187L188 163H186V161L187 162H189L188 161V158L190 159V160H192V159H195L194 158ZM223 156V157H222ZM254 156V155H253ZM30 157H32V158H30ZM196 157V156H195ZM227 157V158H226ZM229 157V158H230ZM234 158V163H235V166H234V163H233V159L230 161V165H231V167H232V165L235 167V168H238V169H240V170H238V172H239V174L241 173L242 174V176H243V174L246 176V179H245V177L243 176H241L240 177V179H242V180H240L241 182H246V183H244V185L243 186H245V188H247V186L248 187H251V184H254L255 185V187H253L252 186V188H254V190H253V192L254 193H256L255 195L257 196V198L259 199V203L258 204H260V207H261V209L259 208V210H261V213L260 212H258L257 210V212L258 213H260L261 214V220L262 221H260V217H258L259 216V214H257L258 216V218H259V221L260 222H262V223H257V225H261L262 227H264V164H262V159H260L261 157H257V159H256V157H253V161H252V158H251V161H247L248 159H243L242 157H239L238 159H241V161L240 160H237V158H236V156H233ZM246 157V156H245ZM8 158V159H7ZM30 158V160L31 159H34V160H36V159H38L36 162L33 160H28ZM81 158V157H80ZM140 158H141V156H140ZM235 158H236V160H235ZM81 159V160H82ZM124 159L125 160H128L129 162H130V164L131 165H128L129 164V162H128V164H127V161H124ZM136 159H139L138 157H136ZM160 159L162 160V161H160ZM168 159H169V163L171 164V165H169V167H168ZM171 159V160H170ZM181 159V158H180ZM225 159L227 160V163L225 164ZM244 161H247V162H244ZM254 159H256L255 161H254ZM264 159V158H263ZM74 160V159H73ZM77 160V159H76ZM157 160H159L160 162H161V164H159L160 162L159 161H157ZM175 160V159H174ZM224 162H223V161ZM261 160V161H260ZM27 161H30L31 162V164H30V162H27ZM69 161V162H70ZM75 161V160H74ZM171 161H172V163H171ZM16 163H18L17 165L19 166V163H21V165H22V163L24 162V163H26L25 164V168L26 169H29L28 171L29 172H31L32 170V172L31 173H33L32 175H31V173H29L27 170V172H24L23 171V169H25V168H22L23 166H24V163H23V165L21 166V173H22V171L24 172V173H29L30 175L28 176H25V179L24 178H22V176H23V174L22 175H20V173H18L17 172V174H19L18 176H17V174H15V176L12 174V173H9L8 171H10L11 169L13 170L14 168L13 167H15V164ZM33 162H34V164H33ZM70 162V164L72 165V163H74V162H72L71 163ZM164 162V163H163ZM200 162H199V164H200ZM252 162H254V164L255 163H257L256 165H258V167H257V169H256V165H255V167L253 168V169H251L252 168V166L251 165H253V163ZM27 163H28V165H27ZM38 163V162H37ZM156 163V164H155ZM180 163V164H181ZM195 163H197V162H195ZM231 163H233V164H231ZM248 164V166H247V164ZM263 163H264V161H263ZM32 164H33V166H32ZM41 163L39 162V165H40ZM69 163H68V166L70 165ZM80 165H81V163H79ZM99 164H100V166H99ZM190 164V163H189ZM188 164V165H189ZM246 164V165H245ZM249 164H251V165H249ZM17 165H16V167H17ZM29 166V167H27V166ZM99 166V168L97 167V166ZM201 165V164H200ZM31 166V167H30ZM72 166H75V165H72ZM130 166V167H129ZM163 166H165V167H167V169H166V172H167V170H168V172H169V174L168 175H171V176H167L166 175V173H165V175L167 176V177H170L171 179L169 180V181H167L168 179H167V177L166 176H164V178L165 179H167L165 182H164V180H161V176H162V174L163 173H158V169H159V167H160V170H162L161 168ZM198 166V165H197ZM251 166V167H250ZM34 167V168H33ZM77 167V166H76ZM79 167V166H78ZM77 167V171L75 170V167L73 168L76 172H78L79 171V173L81 174V173H83L82 172V170L80 171L79 170V168ZM81 167V166H80ZM88 169H87V168ZM153 167V168H152ZM155 167H158L157 169L155 168ZM203 167V166H202ZM230 167V166H229ZM72 168V167H71ZM86 168V169H85ZM129 168H131V169H129ZM195 168V167H194ZM196 168H198V167H196ZM199 168H201L200 166H199ZM212 169V167H209V169ZM0 169V170H1ZM16 169V168H15ZM18 170L17 171H20V169H19V167L17 168ZM32 169V170H31ZM38 172H36L35 170ZM70 169V168H69ZM72 169V170H73ZM139 169V170H138ZM180 169H182V168H180ZM179 169V170H180ZM228 169V168H227ZM233 169V168H232ZM254 169H256V170H258V172L256 171V172H254L255 170ZM74 170L71 172V169H70V172L72 173V174H67V176H69V177H67V179L66 178H61L62 179V182H60L59 181V183L58 184H63V185H65L66 187H62V184L61 185H59V187L61 188V190H64V188H67L68 186H71V187H69V189H73L74 190V187H73V185L72 184H75L76 186H77V190H78V188H80V186H81V188L80 189H84L83 188V186L81 185V184H78L79 183V179H81V175L79 174L78 176H77V174H75V173H73L74 172ZM87 170V171H86ZM159 170V171H160ZM176 170V171H175ZM254 170V171H253ZM16 171V170H15ZM35 171V172H34ZM214 171L212 172V173H214ZM218 171L219 170H217V174H218ZM226 171V170H225ZM233 171V170H232ZM231 171V172H232ZM176 172V173H175ZM188 172V171H187ZM197 172V171H196ZM203 172V171H202ZM229 172V171H228ZM41 173V172H40ZM90 175H89V174ZM159 175H158V174ZM212 173H209V174H212ZM57 174H58V172H57ZM157 174V175H156ZM182 174V175H181ZM193 174H195V173H193ZM208 174V175H209ZM223 174V173H222ZM230 174V173H229ZM240 174V175H241ZM26 175V174H25ZM71 175V176H70ZM72 175H74V176H72ZM89 175V176H88ZM188 176H189V174H187ZM221 175V174H220ZM228 175V174H227ZM226 175V172H224V176L222 177L223 179H225L224 177L225 176H227ZM239 175V176H240ZM11 176H13V177H16L17 179H16V181H14V179L15 178H11ZM33 176V177H32ZM60 176V175H59ZM85 176V175H84ZM196 176H197V174H196ZM213 176V175H212ZM212 176H208V177H212ZM20 177H21V180H20ZM61 177V176H60ZM75 177V179H73ZM77 177V178H76ZM192 177H193V175H192ZM195 177V176H194ZM214 177H215V175H214ZM213 177V178H214ZM233 177H237V176H233ZM7 178V179H6ZM9 178V179H8ZM29 178H31V179H33V183L31 182V181H28V179ZM79 178V179H78ZM177 178V179H178ZM221 178V177H220ZM219 178V179H220ZM221 178V179H222ZM245 180H244V179ZM2 179V180H1ZM4 179V180H3ZM18 179H19V182H17L18 181ZM90 179H88V180H90ZM194 179H196V178H194ZM208 179V178H207ZM217 179H218V177H217ZM238 179V178H237ZM236 179V180H237ZM14 182H13V181ZM57 180H59V178L57 179ZM64 180H66L65 182H64ZM75 180H76V182H75ZM82 181H83V178L81 179ZM174 180H175V178H174ZM186 180V179H185ZM193 180V179H192ZM197 180V179H196ZM206 180V179H205ZM28 181V182H27ZM38 181V182H37ZM69 182V184H67L66 182ZM175 181H177V180H175ZM175 181H172V184H176V182ZM208 181V180H207ZM211 181V180H210ZM219 181H221V180H219ZM223 181V183H224V180H222ZM221 181V182H222ZM234 181V180H233ZM250 181V182H249ZM22 182L24 183V182H27V184L26 183H24V184H26V186L23 184V186H25V187H23L22 186ZM70 182H73V183H70ZM78 182V183H77ZM86 182L88 183L89 181H87L86 180ZM127 183V184H130L131 182H134V184H137V186L139 185V187L140 188H138L136 185H133V183H131V185H125L124 183ZM173 182H175V183H173ZM191 182V181H190ZM213 182V181H212ZM211 182V183H212ZM218 182V181H217ZM217 182H215L216 184H217ZM229 182H231V180L229 181ZM228 182V183H229ZM16 183V184H15ZM20 183V184H19ZM29 183H30V185H29ZM35 183H36V185H35ZM44 183V184H43ZM77 183V184H76ZM84 183V182H83ZM82 183V184H83ZM122 183V184H121ZM177 183H179V182H177ZM179 183V186L181 187V186H183L182 184H180ZM183 184L185 183L184 182V180H183V182H182ZM206 183V182H205ZM210 183V184H211ZM219 183V182H218ZM222 183V184H223ZM234 184V182H231V184ZM237 183V182H236ZM249 183V184H248ZM251 183V184H250ZM9 184V183H8ZM35 185V189L33 188L34 187V185ZM38 184V185H37ZM42 184H43V186H42ZM120 184H121V186L123 185V186H125L124 187V189H122L121 187H119L120 186ZM168 184V185H169ZM171 184V185H172ZM209 184V185H210ZM230 184V183H229ZM240 184H242V183H240ZM247 186H246V185ZM52 185V186H51ZM84 185V184H83ZM156 185H158L159 186V188H160V192L162 191L163 193L164 192H167V194H168V196H166L167 194H165V195H163V194H160V192L159 193H157V191H156V189H155V187H156ZM197 185V184H196ZM227 185V184H226ZM239 185V184H238ZM250 185V186H249ZM0 186H2V182L0 183ZM5 186V185H4ZM33 188H31V187ZM40 186V187H39ZM48 186V187H47ZM85 186V185H84ZM129 186V187H128ZM130 186H132V187H130ZM136 186V190H137V188H138V191L140 190V192L144 195V198H143V200H140V199H142V194H141V197L140 198H136V197H138V195L137 194H140V192L138 193H136V192H134L133 190H135V189H133V187H135ZM167 186V187H166ZM179 186H177L176 188H179ZM235 186V185H234ZM242 186V185H241ZM6 187V186H5ZM28 187V188H27ZM171 187V186H170ZM31 188V189H30ZM51 188V189H50ZM129 188V189H128ZM130 188H132V191H131V193H132V195H133V193H135L136 194V196H135V194L133 195L134 196V198H135V200H137V201H135L134 200V198H133V196L131 197V193H129V192H127V189H128V191H130L131 189ZM26 189V190H25ZM27 189H30V195H29V192H26L27 191ZM171 189H173V187L171 188ZM175 189V188H174ZM238 189V188H237ZM22 190L24 191L25 190V196L26 197H24L23 198V195H24V192H22ZM73 190H71V191H73ZM76 190V189H75ZM76 190V191H77ZM135 190V191H136ZM167 190V191H166ZM240 190V189H239ZM250 190V189H249ZM60 191V190H59ZM68 191H70V190H65V192H68ZM76 191H74V192H72V194H75L76 193ZM81 191V190H80ZM143 191V192H142ZM176 191H178V190H176ZM252 191V190H251ZM64 192V191H63ZM169 192V193H168ZM174 192V191H173ZM241 192V191H240ZM246 192V191H245ZM248 192H250V191H248ZM252 192V193H253ZM32 193V194H31ZM52 193V192H51ZM58 193V192H57ZM69 193V192H68ZM175 193V192H174ZM173 193V194H174ZM241 193H243V192H241ZM28 194V195H27ZM36 194V193H35ZM173 194H172V196H173ZM50 195V194H49ZM52 195V194H51ZM50 195V196H51ZM54 197L52 196V198H57L56 196H58L59 194H55V192H54ZM71 195V192L69 193V196ZM84 195L86 196L85 198H84ZM175 195V194H174ZM177 196H178V194H176ZM247 195V194H246ZM252 195V194H251ZM28 196V197H27ZM29 196L32 198V200L33 201H35V202H31L30 200H28V199H31V198H29ZM61 196V195H60ZM140 196V195H139ZM180 196H182V195H180L179 194V196H178V198H176V196H175V198H176V200H180L179 198H180ZM239 196V195H238ZM252 196H254V195H252ZM171 197V198H170ZM174 197V196H173ZM235 197V196H234ZM240 197V196H239ZM250 197V196H249ZM249 197H247L246 196V198H249ZM22 198H23V200H24V202L25 203H23V201L22 202H20V200H22ZM25 198H26V200H27V202L25 201ZM28 198V199H27ZM51 198V199H52ZM61 198V197H60ZM64 200L67 198H64V196L62 197ZM133 198V199H132ZM183 198V197H182ZM241 198V197H240ZM43 199V200H42ZM53 200V201H57V199L56 200ZM70 199V198H69ZM69 199H66L65 201L64 200H62V201H64V202H66V201H69ZM72 199V198H71ZM83 199H85V200H83ZM116 200V202L114 203V201ZM134 200V201H133ZM139 200V201H138ZM244 200V199H243ZM252 200V199H251ZM254 200L255 199H253V202H254ZM257 200V199H256ZM255 200V201H256ZM49 201V202H48ZM58 201H60V200H58ZM57 201V202H58ZM245 201V200H244ZM248 201V200H247ZM31 202V203H30ZM56 202V203H57ZM81 202V201H80ZM118 202H119V204H118ZM122 202V203H121ZM257 202V201H256ZM27 203V204H26ZM74 203H76V202H74ZM187 203V202H186ZM240 203V202H239ZM38 204V205H39ZM51 204V205H52ZM60 204H61V201H60ZM59 204V205H60ZM72 204H73V202H72ZM84 204V203H83ZM250 204V203H249ZM249 204H248V206H249ZM256 204V203H255ZM26 205V206H25ZM30 205V207L31 208H33V210L32 209H30V207H27V206H29ZM50 205V206H51ZM86 205V204H85ZM88 205V204H87ZM184 205H186V204H184ZM183 205V208H186V206H184ZM54 206V207H55ZM70 206H71V204H70ZM179 206H181V207H179ZM247 206V205H246ZM236 207V206H235ZM23 208H20V210L21 209H23ZM26 208H28L27 210H26ZM50 208V209H49ZM84 209H86L87 211H89L90 212V210L91 209H89L88 208V206H84L83 207ZM88 208V209H87ZM176 209V210H175ZM245 209V208H244ZM248 209H253V207L252 208H250V206H249V208ZM256 209V208H255ZM86 210H84L85 211V213H87L86 212ZM124 211L125 212V214L126 215H124V217H120V213H121V211ZM22 211V210H21ZM250 211V210H249ZM252 211V210H251ZM250 211V212H251ZM253 211H255V210H253ZM23 212V211H22ZM24 212V214H27V213H25ZM48 212H50V213H52L51 215H49L50 213H48ZM34 213V214H33ZM48 213V214H47ZM247 213H249V212H247ZM256 213V212H255ZM254 213V214H255ZM89 214V213H88ZM94 214V213H93ZM145 214H147V215H145ZM170 214V213H169ZM33 215V216H32ZM92 215V213L89 215V216H91ZM172 215V214H171ZM249 215V214H248ZM256 215V214H255ZM25 216V215H24ZM94 216V215H93ZM88 217V216H87ZM152 217H151V219H152ZM252 217V216H251ZM253 217H255V216H253ZM26 218H28V214L26 215ZM33 218V219H32ZM92 218V217H91ZM91 218H88V219H90V222H92V220H91ZM94 218V217H93ZM149 218L147 219V220H149ZM155 218L154 219H152V220H154V221H157V219L155 220ZM59 219V218H58ZM24 220V219H23ZM94 220H95V218H94ZM165 220H168L167 218L165 219ZM252 220V219H251ZM250 220V221H251ZM27 221V220H26ZM28 221H29V218H28ZM61 221V220H60ZM253 221H255V218H254V220ZM146 222V223H145ZM151 222L152 221H150V222H148V224L146 225V226H148L149 225V223H150V225H151ZM158 222V221H157ZM166 222V221H165ZM172 222V221H171ZM257 222V221H256ZM24 224L25 225V223L23 222V221H21V224ZM27 223V222H26ZM93 223V222H92ZM92 223H90V224H92ZM144 223V224H143ZM154 223H156V222H153L152 224H154ZM170 223V222H169ZM22 224V225H23ZM28 224V223H27ZM29 224L27 225L28 227H29ZM158 224V223H157ZM20 225V224H19ZM58 225H60V227L58 226ZM94 225H96V224H94ZM93 224H92V226H94ZM141 225V227H142V229H143V226ZM175 225V224H174ZM91 226V225H90ZM145 226V227H146ZM170 226H172L171 225V223H170ZM169 226V227H170ZM253 226H254V224H253ZM256 226V225H255ZM18 227V226H17ZM26 227V226H25ZM59 227V231L56 229V228H58ZM250 227V226H249ZM257 227V226H256ZM259 227V226H258ZM257 227V229H259ZM63 228V229H62ZM71 228V227H70ZM94 228H96L97 229V227L95 226ZM148 228V227H147ZM157 228H158V226H157ZM174 228V227H173ZM251 228V227H250ZM22 229L23 228H21V231H22ZM31 229V230H30ZM36 229H38V230H41V231H37ZM60 229H62V231L60 230ZM65 229H66V231L67 232H65ZM146 228H144V230H145ZM162 229V228H161ZM20 230V229H19ZM43 230V231H42ZM144 230H143V233H144ZM25 231V230H24ZM46 231V233L44 234V232ZM65 233H67L68 234V236H65L64 235V232ZM71 231V230H70ZM254 231V230H253ZM264 231V230H263ZM41 232V233H40ZM131 233V234H128V233ZM153 232V231H152ZM172 232V231H171ZM170 232V233H171ZM259 232H260V230H259ZM99 233H101V231H99ZM173 233V232H172ZM264 233V232H263ZM262 233V234H263ZM26 234V233H25ZM38 234H40V235H38ZM97 234H98V232H97ZM139 234H141L140 232H139ZM153 234H155L154 232H153ZM152 234V235H153ZM252 234V233H251ZM261 234V235H262ZM100 235H102V234H100ZM129 235H131L130 237H129ZM135 235V236H134ZM147 235V234H146ZM150 235V234H149ZM253 235V234H252ZM260 235V234H259ZM73 236H74V233H73ZM98 236V235H97ZM134 236V238H131V237H133ZM144 236V235H143ZM171 236V235H170ZM176 236V235H175ZM174 234L171 236L172 238H169V239H174ZM254 236V235H253ZM252 236V237H253ZM68 237V238H67ZM250 237V236H249ZM258 237V236H257ZM264 237V236H263ZM69 238H71V239H69ZM128 238V239H127ZM129 238H131V239H129ZM176 238V237H175ZM254 239H256L255 238V236L253 237ZM50 239V238H49ZM69 239V240H68ZM72 239L74 240V241H76V242H74L75 243V245H74V243H73V241H72ZM179 239V238H178ZM258 240V239H257ZM72 241V242H71ZM94 241V240H93ZM179 241V240H178ZM262 241V240H261ZM170 242H171V240H170ZM173 243H174V245H177V243L178 242H176V241H172ZM180 242V241H179ZM58 243H61L60 245H62V247H60L59 245H58ZM78 244V245H77ZM94 244H95V242H94ZM124 244H126V245H124ZM80 245V246H79ZM85 245V246H84ZM124 245V247H122ZM78 246V247H77ZM96 246H98V244L96 245ZM128 246H126V247H128ZM264 246V245H263ZM263 246H262V248H263ZM64 247V248H63ZM77 247V248H76ZM79 247H80V249H79ZM125 247V248H126ZM133 247V246H132ZM183 247V246H182ZM181 247V248H182ZM194 247H195V245H194ZM200 247V246H199ZM125 248H124V250H125ZM206 248V250H207V247H205ZM233 248H235V247H233ZM19 249V248H18ZM54 249V248H53ZM52 249V250H53ZM128 249V248H127ZM187 249V248H186ZM195 249V248H194ZM198 249V248H197ZM210 249V248H209ZM15 250V249H14ZM51 250V249H50ZM61 250V251H60ZM119 250H121L120 252H119ZM124 250H123V252H124ZM183 250H185V248H183ZM188 250V249H187ZM203 250H205L204 248H203ZM211 250V249H210ZM255 250H257V249H255ZM264 250V249H263ZM63 251V252H62ZM197 251V250H196ZM195 251V252H196ZM238 251H239V249H238ZM260 251V250H259ZM15 252H16V250H15ZM261 252V251H260ZM122 253V254H121ZM203 253V252H202ZM257 253H258V250H257ZM9 254V253H8ZM10 254H11V252H10ZM9 254V255H10ZM62 254V255H61ZM127 254V253H126ZM239 254V253H238ZM259 254H261V253H259ZM17 255V254H16ZM128 255H129V252H128ZM198 255V254H197ZM203 255V254H202ZM240 255H242V254H240ZM262 255V254H261ZM51 256H54L53 254H51ZM123 257H124V254L122 255ZM120 257V259H122L123 257ZM200 256V255H199ZM244 255H242V257H243ZM258 256V255H257ZM9 257V256H8ZM20 257V256H19ZM198 257V256H197ZM210 257V256H209ZM262 257V256H261ZM3 258V257H2ZM55 258V257H54ZM200 258V257H199ZM11 259V258H10ZM208 259V258H207ZM5 260H8V259H2V260H0L1 261V263L0 264H20V263H18V258L17 259H14V261L13 260H8V261H5ZM16 260H18V261H16ZM204 260H206V259H204ZM203 260V261H204ZM211 259H209V261H210ZM16 261V262H15ZM50 261H51V259H50ZM121 261V260H120ZM129 261V260H128ZM208 261V260H207ZM209 261H208V264H212V263H209ZM221 261V260H220ZM20 262V261H19ZM21 262H23V261H21ZM55 262H54V264H55ZM92 262L90 263V264H92ZM132 262V261H131ZM205 262V261H204ZM50 263H53V261H51ZM199 263V262H198ZM24 264H26V263H24ZM88 264V263H87ZM196 264V263H195ZM203 264H205V263H203ZM221 264H222V262H221Z\"/></svg>",
  "mask_w": 264,
  "mask_h": 264
}]
</instances>
